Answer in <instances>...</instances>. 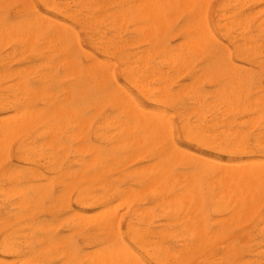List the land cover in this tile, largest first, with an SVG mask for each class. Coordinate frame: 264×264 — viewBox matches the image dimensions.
<instances>
[{"label": "rangeland", "instance_id": "374dc122", "mask_svg": "<svg viewBox=\"0 0 264 264\" xmlns=\"http://www.w3.org/2000/svg\"><path fill=\"white\" fill-rule=\"evenodd\" d=\"M5 1L4 0H0V5H2L0 7L1 8L0 9V28H2L3 24L5 25V23H6V25L7 24L12 25L10 30L13 29V31L12 30H11L12 32L11 31H7V35H5L6 32H4V31H3L4 33L0 32V36L3 33L4 34L3 36H5V37L8 36V38H9V39L8 38H4L3 36H1L3 38L0 37V48H1L0 49V86L3 85V84L5 85V84L8 83L6 86L3 85V87L1 86V88H0V92L2 93V94L1 93L0 94L3 95V96L0 95V101H3L2 103H4L5 101L9 100L8 98H11V100H15L17 102L20 101V102H18L20 104L21 103L23 104L26 101H30V104L34 105L35 107L43 108V106H46L47 103L46 104L42 103L41 102L42 100H44V102H45V100H48V99H49L48 101L55 99L56 101H58L60 103H62V102L65 103V101H66V103H69L70 100H71L73 105L79 107L80 109H79L78 112H76L77 114L75 113L74 116H73V121L74 122L71 121L72 120V116H71V120L69 119L70 124H73L74 127L76 126L75 128H73L72 125L70 126L69 125V121L67 120L66 117H64L62 119H59V123L58 124L59 125L61 124V126H59L57 124L59 127H57V128L55 127V129H53L52 131H51V129L48 130L49 128H47L49 126V121L48 120H46L45 122L39 121L42 125L41 124L39 125V123H37L38 126H36V127H38V128L35 127L33 129H30V130H32L31 131L32 133L28 135L29 137L28 136L25 137V135L22 134L23 132L21 130L19 131V132H21V134H20L18 132L19 129H11L10 131L9 130L5 131V130L1 129L0 138L2 137L1 135H4V136L0 139V142H1L0 143V148L3 149V150L5 149V150L4 151L2 150V154H1V151H0V154H1L0 155V264H6V263L7 264H91V263L93 264V261L96 258H98V259L94 261L95 264H103V263L104 264L105 263L108 264V262H107L108 260H106V259H109V258L112 260L111 261L112 263H113V261H114V263L116 262L115 264H121L124 260L125 261L122 264H125V262H127V264L128 263L130 264L131 260H133V259H135L136 263L138 262L139 264H241V263L242 264H264V199H262V198H264V176H263V174H264V163H263V161H264V139H262V138H264V119H263L264 118V111H263L264 110V100H263V98H264V96H263L264 95V0H183V1L182 0H173L169 4L170 5L172 4L174 6H170L168 4L170 7L169 6L168 7H164L165 10L163 9L164 10V14H165V15L163 14V16H165L164 17V21L165 22L169 20V19L168 20H165V19L171 18L170 14L172 15V18L174 17L173 20L176 19V16L178 14V10H180L179 8H181V7L182 8H181V11H179L180 12L179 14H181V16L178 14L179 17L177 16L178 18L176 19L178 21L174 20V22H173V20H171L172 19L171 18L170 20H171L173 25L170 24L171 23V22H169L170 20L168 21L169 24L167 22L168 26L165 23L166 27H164V28H166V31H169L167 33V38H166L167 39L166 40V44L168 45V48H167L168 52L167 51L163 52L164 51V47L159 45V41L156 40L154 45L149 40H147L148 42L146 41L148 36H144L142 34L143 30L146 31V32L145 31L143 32L144 34L148 33L147 32L148 26H146L147 24H145V23H147V22L145 20L139 21V22H141V24H140L141 27L139 26V22L135 21L138 18L134 14L139 11V10L137 11L136 9L138 7L140 9H142V7H141L142 3H137V2H141L142 0H135V1L134 0H128V1L125 0L126 3L124 2V0H123V3H122V0H87V1H85V0H83V1L82 0H55V1L54 0H44V3L41 0H31L32 2H30V0H27V3H26V0H11L10 2H9V0L8 1L5 0ZM117 1H119V2H117ZM46 2H47V5H45ZM87 2H89V5H88ZM129 2L132 5H134V7ZM160 2H165V0H163V1L159 0V3ZM173 2H176V3L173 4ZM199 2H201V3L203 2V3L207 4L206 8H205V5H204V7L202 6L203 3L201 5L202 8H203V13H201L202 12L201 11L202 8L199 5L200 4ZM24 3L27 4V5H24ZM52 3H53V6H51ZM111 3L114 4V5L112 6ZM117 3H119V4H117ZM120 3L123 4V5L121 6ZM134 3H137L136 4L137 7L135 9V12H134L133 8H135L136 5ZM28 4L31 7L28 6ZM34 5H35V7H34ZM80 5H81V8L83 7V9L80 8ZM90 5L91 6L94 5L95 7L94 6L91 7ZM192 5H193V7H192ZM57 6L62 7L63 10H62V8L60 9V7H57ZM89 6H90V9H89ZM97 6H100L101 10ZM176 6H178V7H176ZM183 6H185L184 11H182L183 10ZM225 6H227V7H225ZM3 7H6V8H4V10H2ZM29 7L32 8V9L36 8L37 10L33 9L34 10L33 11ZM49 7H51V8H49ZM187 7H188V9L190 7V9L186 10ZM195 7L198 8V11H199L198 13H195V12H197V9H195ZM207 7H208V9H207ZM221 7H224V8L221 9ZM96 8H97L98 11H96ZM166 8L169 9V10H167ZM217 8H218V10H217ZM174 9H177L176 10L177 12H176L175 16H173V14H172L173 13L172 11H174ZM192 9H193V11H195L194 12L195 14L193 13L194 15L191 14V12H193V11H191ZM55 10H56V12H55ZM110 10H111V12H110ZM114 10L115 11L117 10L115 12V15L113 16L115 18V22H114V18H112L113 21H110V19H109V18L112 17L111 15H112V13H114ZM118 10H119V12H118ZM121 10H124V12H121ZM125 10H127V11L125 12ZM23 11H25V12H23ZM77 11H78V13H77ZM131 11H132V13H130ZM140 11H143V10H140ZM69 12L72 15L71 14L69 15L68 14ZM86 12L88 14H86ZM117 12L118 13L121 12V14H117ZM167 12L170 13L169 17H167V14H168ZM219 12H220V14H219ZM65 13H67V14H65ZM123 13H124V15H122ZM126 13L129 16V18H127V16L125 15ZM162 13H163V11H162ZM205 13L207 14V17H206ZM222 13L225 16L224 15L222 16ZM108 14H110V15H108ZM174 14H175V12H174ZM196 14H197V16H195ZM36 15H40V16L44 15L46 17L49 16V18H52V19L55 18L56 21L59 20L58 22L64 23L66 25H69V26H71V27H73L75 29V31L79 35V40L82 43L81 50H78L79 51V55H80L79 58L83 62V64L85 66L88 65L89 61L91 60V59H88L87 56H85V55L89 54L90 51H91V53L94 54L95 57H97L98 59H101V61H103V62L106 61L107 63L106 62L105 63L109 64L108 68L109 69L111 68L109 71L113 72L114 75L111 72L108 71V78L105 79V81H103L105 84L102 82V86L104 87V91L105 92H106V90H109L110 93H105L104 96H102V98L100 99V101L97 102V104L95 103V101L94 102H90L89 100H87L89 98H87V97L85 98V96L82 97V95L80 93L82 92L83 89H93L94 88V90H95L96 89V85H99V83H94L95 81L88 80V81H86L85 84H81L79 82H76V80L74 79L73 75H69V76H66V77L63 76L59 82H55V81L54 82H49V85H47L46 87L40 89L39 92H37L35 94H33V93L30 94L31 96L34 95V96H32L34 98L33 100H32V97H30L31 99H29L30 95L27 97L26 96L27 94L22 92V90L19 88V86H18V90H20V91H17V89H16L17 87L15 86V85H17L19 83V82L18 83L16 82L17 81L16 79H18V81H19V77H18L19 74L17 75V73L24 74L25 79H27V80L29 79L28 81H30V83H28V84L32 88H34V89L41 88L42 83L38 82V80H36V77L38 78V76L41 73H43V71H45V70L48 71L49 69H52V67H49L48 63H50V65L52 63L54 64V63L58 62L61 57L65 56V55L66 56L68 55V53H65V52H67V50L65 51V49H63V46L66 47V45L64 43L59 42L58 40H54L52 37H50L54 41V44H52L53 43L52 40L48 39V33H43L42 32V34H40L41 32L39 31L40 33H38V34H40L41 37L40 36L37 37V35L35 37V36H33V34H34L33 31L30 32V31H22V30H20L21 25L23 24V20H27V19L33 18ZM90 15H91V17H90ZM98 15H99V17H101V18L98 17V20L100 19V21H98L97 18H96V16H98ZM116 15H118V16H116ZM119 15H122L120 17L125 16L127 18V20L130 19L128 21L127 25H126L127 20L125 19V17H123V20L121 22V19L119 18ZM132 15H134L135 18ZM200 16H203L204 20H201L202 17L200 18ZM217 16L221 17L223 19L218 18ZM132 17H133V21L136 24L135 23L130 24V22H132ZM103 18H104V20H103ZM186 18H188V19H186ZM87 19L90 20V21L92 20L93 23H91ZM124 19H125V21H124ZM198 19H200V20H198ZM107 20L109 21V23H105V25L106 24H108V25L111 24V25H113L112 27L114 29L111 27V25H109V26L107 25L106 27L104 26V21L106 22ZM138 20H140V19H138ZM197 20H198V22H197ZM205 20H206V22L208 24L205 22ZM123 21H124V25H123ZM192 21H194V22H192ZM100 22L102 24H100ZM113 22H114L115 26H114ZM218 22L221 23V24L218 25ZM14 24L17 25V26H15ZM94 24H96V25H94ZM99 24L101 26H99ZM133 24H135V28L137 26H139L140 28H143L142 26H144V29L142 30V29H139L137 27L135 29V31H136L135 32ZM189 24H190V26L192 24V26L190 28H191V30H194V31H200V29L202 30L203 28L206 27V25H208L205 29H206V31H208V33H210L209 35L211 36V40L212 41L210 42V44L206 45V47L202 46L200 50H197L198 53H195L196 51H192V54H191V52L188 49H186V47H185L186 37L183 36V35H185L183 33V31L192 32L189 29L185 30L186 27L189 28V26H188ZM194 24H196V25H194ZM223 24H225L227 27L225 25H223ZM86 25H88V26H86ZM169 25H170V27H169ZM221 25H223L224 27L221 26ZM89 26L92 27L93 29L90 28ZM183 26H185V27H183ZM18 27H20V28H18ZM145 27H147V28H145ZM15 28H16V30H15ZM94 28L95 29H97V28L99 29L100 28V29L99 30L97 29L95 31ZM107 28H109V30H107ZM137 29L139 31H137ZM205 29H203L202 31H205ZM7 30H9V29H7ZM88 30H89L90 34L93 33L94 37L98 38V40H97L98 45L100 43L99 50L98 49H94L93 45L87 42L86 33L89 34ZM116 30H117V32L118 31L119 32L115 33ZM14 31H16V32L14 33ZM19 31H21V33H19ZM97 31H99L100 33L99 32L97 33ZM104 31H105V33H104ZM227 31L229 32V34H228ZM9 32H10V34L11 33H14V34H11V36L9 37V35H10ZM26 32L28 33V35H27ZM138 32H140V34ZM172 32H174V33H172ZM175 32H177V33L175 34ZM25 33H26V35H25ZM31 33H32V36H30L28 38V36L31 35ZM15 34L17 35L16 39H15L16 36H14ZM120 34H121V36H119ZM171 34H173V35H171ZM12 35L14 37V40H12L13 39ZM140 35H141V39L139 40V36ZM212 35L213 36L215 35L216 37H213ZM19 36L23 37V41H24V38L27 37V38H25V42L23 44L21 42H18L19 38L22 41V38L19 37ZM49 36H51V35H49ZM31 37H33V38L35 37L34 40L36 39V41L33 42V38H31ZM118 37H120V39ZM115 38H116V40H115ZM215 38L217 40H215ZM27 39L29 40L28 42H32L34 44V46H32L33 44L29 45L28 46L29 48L25 49V47H23V46L25 45V43L27 44ZM37 39H39V40H37ZM7 40H9V41L7 42ZM42 40H46V41L44 42ZM50 40H51V44L52 45L46 46V44L47 45L49 44ZM113 40H114V42H110V41H113ZM55 42H59V43H55ZM4 43L6 45H4ZM124 43H126V45H124ZM29 44H31V43H29ZM131 44H132V46H131ZM134 44L136 46L137 45L138 46L136 47V46H134ZM181 44L183 45L182 47H184V48H182V47L180 48L182 50V52L178 48V47L181 46ZM106 45H107V47H106ZM54 46H55V48L57 46H60V47L62 46V49L64 51L63 50L62 51L58 50V49H60L59 47H58V49L57 48L55 49ZM146 46L148 48H146ZM157 46L159 47V49L156 50ZM30 47H31V49H30ZM37 47H39L40 53L44 54V56L43 55H39L38 54L39 52H35V50H37ZM49 47H52V50ZM108 47H110V48H108ZM20 48H22L23 50L20 49ZM115 48H117L118 50H116ZM53 49H55L54 52H52ZM69 49L71 50L72 47H70ZM103 49H106V50L103 51ZM114 49L116 50L115 52H114ZM185 49L187 51L186 53L183 52V50H185ZM24 50H26V51H24ZM41 50H44V53ZM46 50H48V51H46ZM85 50L87 52H89V53H87ZM149 50H150V52H149ZM171 50L172 51L175 50L174 52L176 53V55H178V56L180 55V56L179 57L178 56L173 57L175 55V53L172 52ZM58 51H60V52H58ZM111 51H112V53H110ZM143 51H145V52L143 53ZM154 51H157V52L160 51V52H158L160 55L157 54V52L154 53ZM124 52H125V55H124ZM45 53L46 54L47 53H50V54L53 53V54L52 55H50V54L46 55ZM162 53H164V54L162 55ZM169 53L171 55H169ZM172 53H174V54H172ZM182 53L186 57L188 56L187 57L188 62L185 61V62L181 63L182 62L181 60L184 61V58H185V57H183L184 55H181ZM156 54H157V56H156ZM167 54H168V59L166 58ZM139 55H142V56L145 55V57L144 56L142 57V56H139ZM149 55H151V56H149ZM169 56H171L172 59H169ZM196 56L198 57V59H197ZM146 57L149 60L146 59ZM191 57H192V59H191ZM174 58L175 59L179 58V63H181V64L178 63V66H175V68H174V65H177L178 59H176V61H175ZM193 58H195L196 61ZM137 59L140 60V61H136ZM123 60H124V62H121ZM171 60L173 61L172 66L170 64V63H172ZM192 60H193V62H191ZM134 61L137 64H135ZM125 62H127V63H125ZM139 62H141V63L139 64ZM174 62H176V63H174ZM45 63L47 65H45ZM129 63L131 64V66H132L133 63H134V65H138L139 64L138 65L140 67L139 71H138L139 67L137 66V68H136V66L133 65V68L131 67L132 68L131 71L129 69V74H127L128 73L127 69L130 68V66H129L130 64ZM159 63H161L164 66L159 65ZM123 64H125V65H123ZM150 64H151L150 67H152L151 70H150V67L147 68V66H149ZM166 64H169V65H166ZM179 65H182L183 67H184V65H186L185 66L186 68H183L181 66L182 70H181V67L178 69L177 67H179ZM187 65H188V69H187ZM123 66H125V68ZM40 67H41V69H40ZM167 67H169V68H167ZM23 68H24V70H23ZM30 68H32V69L30 70ZM120 68L124 69V71H121ZM153 68L155 69V71L153 70ZM156 68H157L158 71L161 70V72H158L156 70ZM162 68H164V69H162ZM134 69H137V70L134 71ZM147 69H149V70H147ZM191 69H192V71H191ZM193 69H194V71H193ZM29 70L30 71L33 70V71L31 73H28ZM145 70H147V71L145 72ZM165 70L167 72H164ZM40 71H42V72H40ZM204 71H205V73H204ZM5 72H7V73L5 74ZM10 72L13 73V74H11ZM125 72H126V74H125ZM138 72H140V73H138ZM148 72H150V74H152L153 76L152 75L150 76V74H149V76H150L149 77L148 76ZM156 72H157V74L160 73L159 75L156 74L158 79L155 78V76H156L155 73ZM201 72H203V73H201ZM209 72H211V74ZM9 73H10V75H9ZM38 73H39V75H38ZM162 73L164 75H162ZM197 73L201 74V76L200 75H195ZM135 74H136V76L138 78L135 76ZM225 74H228V75H226V77H224ZM229 74H232L231 75L232 78L233 79L235 78L234 80H236V81H233V83L231 81L232 79H229L228 81H226V78H231V76ZM7 75H8V77L11 76V77H9L11 79L7 78ZM31 75H34V76H31ZM112 75L115 77L114 79H115L116 82L113 80ZM124 75H125V78L123 77ZM235 75L238 76L239 78L236 77ZM130 76L132 77L133 80H131ZM199 76H200V78H199ZM227 76H229V77H227ZM146 77L149 80H146ZM152 77H153V79L150 80V78H152ZM159 77H160V79H161V77L167 79L165 82H167V83L169 82V83L168 84L167 83L164 84V80L163 79L160 80ZM194 77H195V79H194ZM32 78H35L37 83ZM63 78H67V79L64 80ZM135 78H136V80L139 79L141 82L140 81L136 82ZM168 78H170L169 79L170 81L168 80ZM216 78H218V79H216ZM5 79H7L8 81L5 80ZM128 79H129V81L130 80L131 81L129 82ZM158 80H160V81H158ZM194 80H197V81H194ZM146 81H149V82H146ZM10 82H12V86L13 87H11V89L13 88L12 89L13 90V92H12L13 94L10 92L11 89L8 88V85L11 84ZM14 82H16L17 84L14 83ZM159 82L162 85H160ZM161 82H163V83H161ZM51 83H53V84H51ZM89 83H91V84L89 85ZM134 83L136 84L135 86H134ZM139 84H141V86L146 84V85L143 86V87H145L144 90L142 89L143 87H141ZM154 84H155V86L159 84L162 87L157 86V88H156L154 86ZM18 85H20V83ZM164 85H165V89H164ZM9 86H11V85H9ZM119 86H121V88ZM136 86H137V88H136ZM61 87L63 89H65L64 92L62 91L63 89ZM152 87H153V89L154 88H156V89H154V91H153ZM230 87H231V89H230ZM68 88H72V91H71V94H70V98L68 97L69 94L66 93ZM78 88H79V93H78ZM237 88H238V90H237ZM157 89H158V93L156 94V92H157L156 90ZM166 89L171 92V95H170V93L167 92ZM219 89H220L222 94H220ZM46 90H47V92H45ZM124 90L126 92L128 91L130 93V95H128L129 93L124 95V93H126V92H124ZM138 90H141L144 93L142 94V92L141 91L139 92ZM148 90H150L149 92L151 94L149 92L145 93V91H148ZM164 90L166 91L165 93H164ZM172 90L174 91V93H173ZM14 91L16 93H14ZM111 91L113 93H115V95H116L115 97L116 98H119L118 96H122V95L126 96V98H130V97L134 98L135 100L134 99H131V100L134 101V102L135 101L138 102L141 106H143L144 110L145 109L149 110V108H150L151 110L155 109L154 111H158L159 110L158 107H160V109H162L161 112L164 110L163 111L164 114L166 116L168 114V116H169V117L168 116L167 117L165 116V117L167 119H169L170 121H172V123H173V134H174V137H175V139H176V141L178 143L177 144L178 146H177V148L175 150V153L176 152L177 153L175 155H178L179 158L181 156H184V155L185 156L181 157V159L179 160L178 158L176 159V157H173L172 155H174V154H172V155H170V157L167 160L161 161V164H160L159 162H160L161 158L160 157H156L155 155H152V153L156 152V150L160 149L161 146L165 145V143H166L165 139H163L162 141H164V142H162L160 140H157V138H154V141H155L156 144L154 145V142H153L149 146H148V144L146 145V144H142V143H140V144H142L141 146H140L139 143H138V146H137V144H134V146L130 145V142H131L130 138L127 139L128 142L130 141L127 145H125L127 143L126 140H125L126 143H123L124 141H119V143H117L118 140H115L116 138L114 139L113 138L114 136H112L117 131L116 126H115L116 122L113 123V124H111V123L116 121V120H117V122L121 121L122 119L124 120V116H123V114L119 115L121 109L119 108V105L117 104V102H115L116 100H114V99H112L111 97L108 96V94H112ZM160 91L164 94V96L162 95V93L159 94ZM232 91H233V94H232ZM48 92H51V93L47 94ZM53 92H55V93H53ZM57 92H59V94ZM189 92L190 93L193 92V94H195V97L192 94H191L192 96H189V94H190ZM216 92L218 93V95H217ZM22 93H24V94H22ZM207 93H209V94H207ZM62 94H63V96H62ZM77 94H80V96L83 99L81 100L79 97H77ZM152 94H153V96H152ZM178 94H179V96H178ZM199 94H200V97H198ZM210 94L211 95L213 94V95L210 96ZM36 95H39V96L37 97ZM51 95H54V96H51ZM143 95H145V96H143ZM187 95H188V97H187ZM60 96H62L64 99L60 98ZM124 96H122L120 98H125ZM174 96H176V98ZM208 96H210V97H208ZM1 97H3L2 99H4V100H1ZM149 97L151 99H149ZM226 97H229L228 98L229 100ZM242 97H243L244 101H243ZM5 98H6V100H5ZM171 98H172V100H171ZM196 98H199V101ZM255 98L257 100H259V101L262 98V103H261V101L259 103L257 100H255ZM107 99H108L109 102H106ZM104 100H106V101H104ZM111 100H112V102H111ZM195 100L197 101V103L198 102L199 103L201 102V103L197 104ZM210 100H211L212 104H211V102L209 103ZM218 100H219V103L221 105L219 103L217 104ZM104 102L107 103V104H104ZM202 102L203 103L205 102V103L202 104ZM224 102H225V104H224ZM229 102H231V103H229ZM102 103H103V105H102ZM213 103H214V105H213ZM226 103H227L228 106L226 105ZM100 105H101V108H100ZM204 105L206 107H208V106L209 107L206 109V108H204L205 107ZM258 105H259L260 108L258 107ZM215 106H217V107H215ZM230 106H232V107H230ZM255 106H256L257 109L255 108ZM89 107H91V108L89 109ZM4 108H6V109H4ZM4 108H0V121H1L0 128L2 127V125L6 124V121L8 122L10 120L9 118L11 117V114H12V116L15 114V110L11 109V107H8V108L4 107ZM214 108H216V109L214 110ZM248 108H250V109L248 110ZM1 109H2V111H1ZM81 109H82L83 112L80 111ZM226 109L227 110L229 109L228 110L229 113H228V111ZM259 109H260V111H259ZM213 110H214V112H213ZM222 110H224V111H222ZM217 111L221 112V113H217ZM246 111L247 112L249 111V113H247ZM92 112L94 114V118H92V116H93ZM95 112H96V114H95ZM8 113L9 114L11 113V114L9 115ZM78 113H79V115H78ZM104 114H105V117H104ZM115 114H117L118 117H116ZM194 114H196V115H194ZM197 114H198V116L200 114H202L203 118H202V116H200V118H201L200 119L197 116ZM112 115H113V117H112ZM181 115H182L183 118L181 117ZM219 115H221L220 116L221 118L219 117ZM75 116H77V117L75 118ZM106 116H107V118H106ZM89 117H90V119H89ZM194 117H198L199 120H196L198 118H194ZM222 117H224V118H222ZM4 118H6V120ZM87 118H88V120H87ZM13 119L14 118L12 117V120ZM76 119H79L80 122L77 121ZM105 119L107 121H104ZM109 119L110 120L111 119L114 120V121L111 120V122H110L111 125H109ZM193 119H195V120H193ZM76 121H77V124L74 125L76 123ZM81 121L85 122V127L86 128L82 127V125H81L82 129L80 130V128H78L77 126L79 125V127H80ZM185 121H188V122L186 123ZM216 121H218V122L216 123ZM252 121H253V123H251ZM62 122L64 123V125H62L63 124ZM105 122H106V124H105ZM210 122H213V123L210 124ZM220 122H222V124ZM87 123H89V124H87ZM192 123H194V124H192ZM195 123L197 124V129L198 130L195 129L196 127H194ZM198 123H199V125H198ZM45 124H47V126ZM67 124H68V126H67V128H65ZM94 124H97V125L95 126ZM181 124H182L183 127L181 126ZM206 124H208V125H206ZM98 125H100V126L102 125V128L101 127L100 128L103 130V132L105 131L103 136L105 134L107 135L108 132H109L108 136H110V134H111V136L109 137V138L112 137L111 139H113L111 142H109L110 139L104 140L103 139L104 137L101 138V137H99V135H97L98 138H96V134L93 135L94 132L96 133V132L101 131V132H99V134L103 133L101 129H99L97 131H93L94 129L97 128ZM83 126H84V124H83ZM188 126H191V127L188 128ZM3 128H4V126H3ZM46 128H47V130H46ZM63 128L65 130H63ZM76 128H77V130H76ZM83 128H84V130H86L85 132H83L84 131ZM184 128H185V131L187 130L186 132L184 131ZM38 129L39 130L41 129L40 131H42V133H44L45 130L47 131V133H49L51 131L52 133H49V134H50V138L52 140H49L50 139L49 138V134L45 135V136L43 135L44 138H42L41 137L42 135L38 134L40 132H37V131H39ZM192 129L195 130V134L193 133V135L191 136L190 135L191 132H194V131H192ZM216 129H218V130H216ZM15 130H16V132H15ZM57 130H58V132H54V131H57ZM221 130H224L226 133H228V137L229 136L230 137L227 139V137H225L223 135L225 132L222 133ZM230 130H231V132H230ZM3 131L6 132V133L8 132L9 135H7L8 133L4 134ZM204 131H206V133L208 132V136H206ZM11 132L14 133V134H11ZM17 132H18L19 136L17 135ZM36 132H37V134H36ZM66 132H67V134H70V135H67ZM34 133H35V135H34ZM59 133H60V135H59ZM73 133H74V135H73ZM245 133H246V136H245ZM57 134H58V137H56ZM79 134H81L83 140H82L81 136H78ZM209 134H211V135L209 136ZM33 135L35 137H33ZM52 135H54V136L56 135V136L55 137L54 136L51 137ZM120 135H121V133H120ZM122 135H123V133H122ZM22 136H23V138H22ZM37 136L39 138H37ZM73 136L74 137H79L80 140L76 141V139H78V138L75 139V138H73ZM243 136H245V138ZM24 137L28 141L27 145L30 146V147L33 146V148L30 149V147L29 148H27L28 146L26 147V144H25L26 139ZM32 137L34 138V142H33ZM45 137L49 138L48 139V141H49L48 145H50L53 148V150H55V151H53L52 148H50V146H47V142L45 143ZM68 137H70V138H68ZM123 137H125V136L123 135ZM186 137H188V138H186ZM214 137H215V140L217 139L218 142L216 141V142H213V144H211V142H212L211 140H213ZM7 138H9V139H7ZM23 139H24V141H23ZM38 139H40L39 140L40 142L43 140L44 143L43 142L40 143L38 141ZM100 140L103 141V142H100ZM224 141H226V142H224ZM4 142H8L7 146H6V143H4ZM19 142L23 144V145L21 144L22 147H24L25 149L27 148V149L25 150L24 148L22 149L20 146H18ZM229 142H230V144H229ZM240 142H241L242 145H240ZM2 143H4V144L2 145ZM50 143L51 144L54 143V144H57V145L53 144V146H52ZM63 143H64V145H63ZM105 143H106V145H105ZM113 143H116V144L113 145ZM255 143H259V144H255ZM29 144H31V145H29ZM33 144H35V145H33ZM36 144H38V145H36ZM42 144L47 146V147H45V146L43 147ZM66 144L68 146H65ZM88 144H91L93 146L102 148L101 150L104 149L103 153H105L107 155V157L108 156L109 157L108 158L105 157L106 155L104 154V157H102V159L100 161H95V159L92 160L93 158H95V156H93V154L91 156L92 152H91V150H89ZM101 144H103L104 146L103 145L101 146ZM111 144H112V146H111ZM119 144H120V147H118ZM260 144L263 145V146L260 147L261 146ZM116 145H117V147H116ZM121 145H122V147H121ZM144 145H146V146H144ZM158 145H160V146H158ZM219 145H220V147H219ZM230 145L233 146L231 151H230L231 147L227 148ZM35 146H39V148L35 147ZM55 146L57 147L56 149H55ZM61 146H65V147L63 148ZM79 146H81L80 147L81 150H79L80 148L79 149L77 148ZM84 146L86 148H88L87 149L88 153L86 152L87 150H86V148ZM113 146H114V148H112ZM128 146L131 149H128L129 148ZM235 146H238V147L236 148ZM72 147H73V149H72ZM82 147H84L85 149L84 148L82 149ZM115 147L118 149V151H117V149ZM181 147H182V149L180 150ZM62 148L64 149V151H63ZM74 148L75 149L77 148L80 154L78 153V151H76L77 149L75 150ZM219 148H220V150H219ZM240 148L243 149V150L238 151V150H240ZM20 149H22V151L24 150L23 151L24 154L20 152L21 155L19 157V151H21ZM28 149H30L31 151L28 150ZM122 149L124 151L126 149V151L124 152V151H122ZM135 149H136L137 152L135 151ZM139 149H140V151H139ZM149 149H150V151H148ZM245 149H246V151H245ZM66 150H67V152H66ZM143 150H144V152H143ZM186 150L190 151V152H193V154L190 153V152H188V153L185 152ZM33 151L36 152V154L33 153ZM52 151L54 152L53 153V155L55 156L54 158L51 157V156H53L52 155ZM133 151H134V154H133ZM141 151L144 154L143 156L141 154ZM63 152H64L65 155L62 157V153ZM39 153H40V155H39ZM44 153H46V155L48 157ZM48 153H49V155H48ZM84 153H85V155H83ZM34 154H35V156H34ZM59 154H61V155H59ZM131 154L135 158L137 157L138 154H141L142 157L140 155H138L137 159H135V158L133 159ZM23 155H24V157H23ZM26 155H28V156L26 157ZM58 155L61 156V157H59ZM119 155H120V157H119ZM200 155L203 156V157H201ZM112 156L114 158H112ZM139 156H140V158H139ZM187 156H189V157L191 156L190 159H188V160L194 161L197 164V167L193 168L194 166L192 164H186L187 163V158H188ZM21 157H23V158L21 159ZM79 157H80V159H79ZM82 157H83V159H82ZM88 157L91 158V159H88ZM130 157H132L131 158L132 162L130 161V163L128 164V162L130 160ZM185 157H186V160L183 162V160H184L183 158H185ZM207 157H208V159H211V160H207ZM55 158H56L57 161H59L58 162L59 166L54 164V163L57 162V161L54 162ZM58 158L60 160H58ZM61 158H63V159L61 160ZM119 158H121V159H119ZM141 158L142 159L144 158L145 160L144 159L141 160ZM193 158L195 160H193ZM249 158H251V159H249ZM2 159H4V160H2ZM24 159L28 163L23 162L22 160H24ZM51 159H52V161H50ZM73 159H75V160L77 159L76 161L78 163H76V161L73 160ZM111 159L114 160V161L112 162ZM126 159L128 160L127 162H125ZM212 159H214V160L216 159V160L213 161ZM30 160H31V163H30ZM90 160H92L93 163L92 162L90 163L89 162ZM106 160L109 161V162H107ZM115 160L116 161L120 160V161H118V163H116ZM133 160H135V161H133ZM177 160H179L178 161L179 163L182 162L181 164H183V165L175 162ZM246 160H248V161L245 162ZM198 161H200V163ZM260 161L262 162V164L261 163L259 164ZM120 162H121L122 165L120 164ZM152 162H153V164H150ZM242 162L244 164L245 163L249 164L247 169H250L249 166H251V164L253 165L254 162H258V163H254V165H256V164L257 165L254 166V167L251 166V168L253 170H257V171H258L259 168H261V170H259V172L262 171L261 176H259L261 178L255 177V178H253V180L251 179L252 181H255V182H253L255 185L249 179V181L252 184V185L250 184V188L251 189L249 191H251L253 189L251 192H249L247 189L244 190L245 188L242 189V187H241L242 183L236 184V182H234L233 180L229 181V179L227 178L228 179L227 180V179H225V177H224V180H226V181H224V180L223 181L226 183V185L224 184L225 186H221L220 184L222 183L221 181L223 179V176L218 175V176H220V178L222 177V179H220L219 177H218L219 179H217L216 178L217 173L215 174L214 172H209L208 171V169L210 168L209 166H211V168L213 166L216 167L215 170L217 169V171L221 170V168H222L223 171H225V169H224V168H226V167H224L225 163L229 164V165H225V166H229L230 167V168H227L226 170L233 169L234 168L233 166H235L234 169H236V168L239 169L240 166H241V168L244 166V164ZM94 163H97V164L94 165ZM125 163H127V164L124 166ZM90 164H91V166L88 167ZM174 164H175V166H174ZM246 164H245V166H246ZM83 165H85L86 167H84ZM104 165H106L105 166V168H106L105 169L106 170L105 173L103 172L104 171L103 170ZM110 165H112V166H110ZM119 165H121V166H119ZM147 165L150 166L151 171H152L153 167H154V169H155V167L157 169H159V165H160V167L162 166V168L164 167V170L166 171L165 174L167 175V177H165L166 175H164V174H162V172H160V174L164 175V176H163L162 179L161 178L158 179V182L160 180H162V181H160L159 183L156 182L153 179L157 175L156 173H157L158 170H154L153 172L150 171L148 173V175H147L146 173L149 171L146 168ZM230 165L231 166L233 165L232 166L233 168H231ZM62 166H63V168H62ZM141 166H143L144 169ZM205 166H207V167H205ZM237 166H239V167H237ZM245 166H244V169L247 167V166L246 167ZM54 167H55V171L53 169ZM117 167H118V169H117ZM131 167H132V170H133L132 173H131ZM50 168H52V169L50 170ZM122 168H123V170H122ZM133 168L135 170H136V168H139L140 172H138V173L136 172L135 173ZM202 168H205V169L203 170ZM82 169H84V170H82ZM94 169L96 170V172H95ZM110 169L113 170V171H110ZM119 169H121V170H119ZM212 169H214V168H212ZM28 170H29L30 173L28 172ZM30 170L32 171V173H34V172L37 173V174L34 173L36 178H34L35 176L34 177L32 176V173H31ZM68 170L70 172H72V173H69ZM124 170H126V171L124 172ZM127 170H130V171H127ZM143 170L145 172L147 171L146 173L142 172L143 175L145 176V174H146L148 176L147 177L148 179H149V177H151L152 179L150 178L148 180V179L145 178L146 176L142 177L141 171H143ZM167 171H168V173H167ZM59 172H60V174H59ZM64 172L66 173L67 176L63 175ZM77 173L79 175L75 176L74 174H77ZM185 173H187V174H185ZM90 174H91V176L93 178L92 177L90 178ZM150 174H151V176H150ZM189 174L190 175L193 174V175H191V179L190 180H189V178H190ZM138 175L142 177L141 181H140V179H139L140 177ZM152 175H155V176L152 177ZM174 175L176 177L179 176V179H180L178 181L179 183L177 182V178H176V180H174V178H175ZM207 175H209V176H207ZM37 176H39V177L37 178ZM83 176H85L84 180L87 181V182L82 180ZM88 176H89V179L86 178ZM101 176H103L104 179L100 178ZM180 176H182V177L185 176L186 178L187 177H189V178L186 179V178H184V177L182 178ZM212 176H215V177H212ZM75 177H76V180H73V179H75ZM77 177H79V178L81 177L80 178L81 180L79 178H78L79 179L78 180ZM95 177H96V179L94 180ZM209 177L213 178L212 179L213 181H211V179ZM107 178H109V179H107ZM113 178H115V179H113ZM56 179H57V181H56ZM60 179H63L64 184L65 183L66 184L65 185L62 184L63 182ZM121 179H123L122 182H121ZM135 179H137V181L139 180V182H135L136 181ZM165 179L167 181H165ZM168 179L174 181V182L170 181L171 183H173L171 185V188H170V182L168 181ZM214 179L215 180L217 179V180L215 181ZM14 180H16V181H14ZM132 180H133V182H132ZM184 180L188 181V183H186V181H184ZM198 181H199V183H198ZM208 181H210L211 184H209ZM227 181H229L228 184H227ZM258 181H259V183H258ZM30 182H32V183H30ZM70 182L72 184L77 185V186L72 188V186H75V185H72ZM110 182H112V183H110ZM144 182L146 183V188L147 189L145 188V183ZM152 182H153L154 185L153 184L149 185ZM175 182L178 183V186H175V188H174L173 186H174ZM214 182H215V184H214ZM230 182H232V183H230ZM102 183H103V185H102ZM105 183H108V184L106 185ZM109 183H110V185H109ZM140 183H142V185H140ZM162 183H165V185L167 187L165 185H163ZM233 183L238 185L237 187L240 186L241 190H240V187L236 188ZM248 183L247 182L243 183L242 186L248 188L249 187ZM256 183H257V185L259 187L256 185ZM34 184H36L35 185L36 188L34 187ZM86 184L88 185L89 189L86 187L87 186ZM158 184H160V185H158ZM190 184H192V186H190ZM199 184H201V186ZM212 184H214L215 187H216V185H218V186L216 188H214V186H212ZM83 185L85 186V188H84L85 191L82 188ZM120 185H122V186H120ZM179 185H180V187H179ZM182 185H183V187H181ZM194 185H196V186H194ZM253 185L256 186V187L254 188ZM29 186L31 188H29ZM66 186H68V187H66ZM92 186H94V187H92ZM140 186H143V187L140 188ZM159 186H162V188L161 187L159 188ZM184 186L191 187V192H190V189L188 187L186 188ZM90 187H91V190H90ZM229 187H230V189L232 187H233L232 189L236 188V189H238V191L234 189L235 193L233 191V193H234L233 194L232 193V189L231 190L228 189ZM20 188H22V189H20ZM168 188H169V190H168ZM172 188H173V190H172ZM181 188H184V190L181 189ZM256 188H257V190H255ZM258 188L261 191H259ZM262 188H263V191H262ZM65 189L68 190V191H66ZM70 189L72 191H70ZM150 189H151V192L149 191ZM187 189L189 190V193H191L192 196L188 195V193H187L188 190ZM211 189H214V190L211 191ZM215 189H217L219 191L221 190L220 192L219 191L217 192L218 196L215 194ZM222 189H224L223 193H222ZM25 190H26V192H22V191H25ZM79 190L80 191L83 190L82 192L84 194H81V195H83V197H81V198H82V200H83L85 205H83V202L80 200L81 199L80 198L81 195L80 196L75 195L78 192H80ZM152 190L155 192V194H153ZM181 190H183L184 192L181 191ZM225 190L227 192H225ZM243 190H244V192H243ZM39 191H42V192L40 193ZM69 191L72 192V194ZM96 191L99 192V194ZM105 191H107L108 193L105 192ZM194 191L196 192V194H195ZM209 191H210V193H209ZM228 191H229V193H228ZM230 191H231L232 195L230 194ZM240 191H241V195L240 194L238 195V193ZM85 192H87L86 194H88V193L89 194L84 197ZM246 192L248 194L245 196ZM252 192L255 193L254 196L256 197V198L254 197V201H253ZM22 193L25 194L26 196L25 195H21ZM36 193H37V195H35ZM60 193L61 194L63 193L62 196H61ZM67 193H68V195H67ZM183 193H187L186 196ZM199 193L202 196H200ZM221 193H222L223 196L221 195ZM257 193H259L258 194L259 196L257 195ZM40 194H42V195H40ZM64 194H65V196H64ZM78 194H80V193H78ZM132 194H133V196H132ZM177 194H179V195H177ZM224 194H227V195H224ZM235 194H237V195H235ZM243 194H244V197H240V196H243ZM32 195L34 197L36 196L37 198L36 197L35 198L37 200ZM187 195L189 196L188 198L190 200H192V202L190 200H187L188 199V198H186ZM250 195H252V196H250ZM29 196H31V197H29ZM194 196H196L198 198H196ZM261 196H262V198H261ZM75 197H77L78 200L77 199L75 200ZM163 197H165V198H163ZM245 197H247V198H245ZM259 197L262 199V201H261V199L260 200L258 199ZM27 198H28V200H27ZM30 198H32V199H30ZM236 198L239 199V201ZM201 199H202V201H201ZM221 199L223 201H221ZM255 199H256V201L258 199L257 203H256ZM86 200H88V201H86ZM177 200H178V203H177ZM38 201L41 202V203H39ZM76 201L77 202L80 201V202L77 203ZM248 201L250 203L251 202L252 203L250 204ZM26 202H27V205L30 208L28 206L26 207V205H25V207H26L25 208L22 205V203L25 204ZM30 202H33V204L30 203ZM86 202H88V203H86ZM241 202H242V204H241ZM123 203H125V204H123ZM197 203H199V204H198V206L197 205L196 206L199 208V206L201 205L200 207H202V209L199 208V210H197L198 209L197 207H196V209L192 208ZM216 203H217V205H216ZM228 203L230 204L229 207H228V205H229ZM88 204H89V206H88ZM178 204H180V207H179ZM219 205H220V207H219ZM18 207H20V208H18ZM189 207H190V209H188ZM214 208L219 209V212H217L218 210L215 209L216 212H214V214H211L213 212H210V211H211V209L214 210ZM223 208H224V210H223ZM184 209L187 210L185 213H183L185 211ZM193 209H194L196 215L200 216V217H198L200 219H198L194 215H192V213L194 212ZM189 210L191 211V213H190ZM203 210H205V211H203ZM98 211H99V213H98ZM79 212L80 213L83 212V213L79 214ZM105 212H106V214H105ZM148 212H150V213H148ZM241 212H242V215H241ZM73 213L75 215H73ZM96 213H97V215L98 214L99 215L96 216ZM100 213H101V215H100ZM110 213L111 214L113 213V216H109ZM173 213H175V214L173 215ZM176 213H178V214L180 213L179 216ZM198 213H199V215H198ZM200 213L202 215H200ZM76 214H77V216L79 215V217L74 218L76 216ZM204 214H205V216H204ZM81 215H83V216H81ZM184 215H187V217L184 216ZM190 215L193 216L192 219L194 220V222H193L192 219H190L191 218ZM80 216L83 217V218H81ZM90 216H91V218H88ZM202 216H203V218H201ZM249 216H251V217H249ZM67 217L71 219L70 222H69V219H67ZM85 217H87V218H85ZM106 217H108V218H106ZM171 217H173V218H171ZM181 217H183V219ZM204 217L206 219L205 223L208 220L209 221L211 220V221H213L214 226H213V224H211V226H210V223L204 224ZM220 218H221V221H220ZM242 218H243V220H242ZM81 219H84L82 221V226H80L81 223H80V225H79V223L78 224L75 223L76 224L75 226L73 225V222L75 220L77 222H80ZM85 219H87V220H85ZM216 219H217V221H216ZM239 219H240V222H239ZM78 220H80V221H78ZM183 220L186 221V222L184 223ZM28 221H30V222H28ZM86 221H88L91 224L93 223V224L91 225V224H89L87 222L86 224H88V225H85ZM100 221H103L102 223L104 225H106V226H104L103 224H101L103 226H100L99 225L100 223L97 224ZM109 221L111 222V224L114 222L112 224V226L109 223ZM187 221H189V222L191 221V223H189ZM32 222H33V224H32ZM83 222H84V224H83ZM192 222H193V224H192ZM200 222H201V224H200ZM107 223H108V225H107ZM219 223L220 224L222 223V226ZM94 224H95V226H94ZM130 224H132V225H130ZM188 224H190V227L188 226ZM197 224H198V226H196ZM231 224H233V225H231ZM31 225H32L33 228H31ZM203 226H204V228L205 227L206 228L209 227V228H207V229L205 228V230H206L205 231L204 228L201 229ZM40 227H41L42 230L40 229ZM79 227H81L80 228L81 230L79 229ZM95 227H97V228H95ZM108 227H110V228H108ZM131 227H132V229H134L133 230L134 233H135V231L137 229H139V231L141 230L140 231L141 233L136 231V234H137V232L140 233L142 235L143 240L146 238L145 239L146 242L144 241L142 243V245L146 246L148 248H142L143 246L142 247L140 246V244H141L140 240L142 241V239H140L139 236H141V235L137 234L139 236L132 237V239L133 238L137 239V241L136 240L132 241L130 239L129 236L131 234L134 235V233H131V231H129V229H131ZM142 227H144V228H142ZM180 227H181V229H179ZM221 227H222V229H221ZM107 228L109 229L108 231H107ZM112 228H113V230H112ZM76 229L79 230V231L76 232L77 231ZM101 229H102V231H101ZM227 229H228V231H226ZM104 230H105V232H104ZM193 230H197V231H194V233H193ZM142 231H143V234H142ZM185 231L187 233L189 231V233L188 234L187 233H183ZM199 231H201V232H199ZM33 233H35V234H33ZM89 233H90L91 236L89 235ZM115 233L117 234V236H116ZM145 233H146V235H145ZM191 233H193V234H191ZM217 233H218V235H217ZM220 233H222V234H220ZM110 235H111L112 238H114V235H115V238L112 239V240L109 239ZM24 236H26L27 239ZM43 237H44L45 241H44ZM180 237H181V239H180ZM193 237L194 238L196 237V240L192 239ZM91 238H93V239H91ZM182 238H184V239H182ZM207 238H209V239H207ZM213 238H215V239H213ZM107 239H108L107 242H110V243H107V245H106V240ZM122 240L124 241L123 244H122ZM191 240H193V241H191ZM208 240H209V242H208ZM103 241H104V243H103ZM156 241H157V243H156ZM132 242H135V243L138 242L139 245L136 244V245H138V247L135 245V243H132ZM186 243H187L188 246L186 245ZM205 243H207V244H205ZM53 244H55V245H53ZM121 244H122V246H121ZM226 245H228V246H226ZM48 246H49V248H48ZM119 246H121V247L124 246V247H126L127 250L129 249L130 251H127L125 253L126 249L122 248L123 250H121V252H122V254H121L120 249L118 250ZM101 247H102V249H101ZM110 247H112L113 249L110 248ZM121 247H119V248H121ZM41 248L42 249L44 248V249L42 250ZM99 248L101 249V251H100ZM39 249H41V250H39ZM108 249H110V250H108ZM111 249H112V251L114 250L113 252L115 254L111 252ZM188 249H190V250H188ZM117 250L120 253L117 252ZM40 251L44 252V253H41ZM104 251H106V253H107L106 256L107 257L105 255H104V257L101 256V254L102 255L105 254ZM132 251L134 252L135 255L138 254L137 257H140V258H137L133 254ZM146 251H147L148 255L146 254ZM128 252H129V255H131L130 256L131 259L128 257V254H127ZM14 253H16V254H14ZM117 253H118L119 256L117 255ZM123 253L125 255H127V256H124ZM155 253H156V255H154ZM108 254H110V255L112 254L114 256L111 255V257H110V255H108ZM116 255H117V257H116ZM61 256H63V257H61ZM123 256H124V258H123ZM133 256H135V257L133 258ZM84 257H85V259H84ZM115 257L117 258L116 261H115ZM165 257L167 259H165ZM23 258H25V259H23ZM120 258L122 260L123 259L124 260L122 261ZM127 258L130 259L129 262H128ZM102 259L105 262H102ZM119 260H121V263H119L120 262ZM133 262H134V260H133ZM140 262H142V263H140ZM112 263H109V264H112ZM134 264H135V262H134Z\"/></svg>", "mask_w": 264, "mask_h": 264}, {"label": "bare ground", "instance_id": "6f19581e", "mask_svg": "<svg viewBox=\"0 0 264 264\" xmlns=\"http://www.w3.org/2000/svg\"><path fill=\"white\" fill-rule=\"evenodd\" d=\"M5 1V0H4ZM8 1V0H7ZM11 0H9V2H10ZM43 3H44V0H41ZM55 1V0H54ZM83 1V0H82ZM85 1H87V0H85ZM126 1H128V0H126ZM126 1L124 0V2L126 3ZM135 1V0H134ZM163 1V0H162ZM173 0H165V2H160L159 3V0H142L141 2H137V3H142L141 4V7H142V9H140L139 7V9L137 8L136 9V7H137V3H134L136 6H135V8H133L134 7V5H132L130 2V4L133 6L132 8L134 9V12H135V9L138 11H140V10H143V11H138L137 13H135L134 15L135 16H137V18L138 19H140V20H138V19H136L135 21H143V20H145L147 23H145V24H147L146 26H148V30H147V34H144L143 32L145 31V30H143L144 29V26H142L143 28H140L141 27V22H139V26H137L139 29H142L143 30V32H142V34L144 35V36H148L147 37V39H146V41L147 40H149L150 42H152V44L154 45L155 44V42H156V40L157 41H159V45H161V46H163L164 47V51L163 52H168V45L166 44V38H167V33L169 32V31H166V28H164V27H166L165 26V23H166V25H167V22L172 18V15L169 13V12H167L168 14H167V17H169V14H170V17L171 18H167V19H165V20H168V21H164V17L165 16H163V14H164V7H168L170 4L169 3H171ZM183 1V0H182ZM6 2V1H5ZM30 2H32L31 0H30ZM29 2V3H30ZM90 2V1H89ZM89 2H87L88 3V5H89ZM115 2V1H114ZM117 2H119V1H117ZM180 2V1H179ZM198 2V1H197ZM241 2V1H240ZM7 3V2H6ZM14 3V2H13ZM17 3V2H16ZM26 3H27V0H26ZM54 3V2H53ZM53 3H52V5L51 6H53ZM122 3H123V0H122ZM128 3V4H129ZM133 3V2H132ZM174 3H176V2H173V4ZM200 4V6L202 5V3L201 2H199ZM239 3V2H238ZM81 4V3H80ZM85 4V3H84ZM117 4H119V3H117ZM169 4V5H168ZM196 4V3H195ZM4 5V4H3ZM8 5V4H7ZM16 5V4H15ZM23 5V4H22ZM24 5H27V4H25L24 3ZM45 5H47V2H46V4ZM79 5V4H78ZM111 5L113 6L114 4H112L111 3ZM120 5L122 6L123 4H121L120 3ZM204 5H205V8H206V3H203V7H204ZM2 5H0V7H1ZM28 6H30L29 4H28ZM83 6V5H82ZM86 6V5H85ZM91 6V5H90ZM90 6H89V9H90ZM92 6H94V5H92ZM91 6V7H92ZM106 6V5H105ZM108 6V5H107ZM170 6H174V5H170ZM169 6V7H170ZM180 6V5H179ZM202 6H201V8H202ZM25 7V6H24ZM31 7V6H30ZM29 7V8H30ZM34 7H35V5H34ZM47 7V6H46ZM57 7H60V6H57ZM56 7V8H57ZM87 7V6H86ZM95 7V6H94ZM97 7H99V9H100V6H97ZM127 7V6H126ZM129 7V6H128ZM176 7H178V6H176ZM192 7H193V5H192ZM225 7H227V6H225ZM4 8H6V7H3V9L2 10H4ZM49 8H51V7H49ZM62 7H60V9H61ZM80 8H81V5H80ZM182 8V7H181ZM181 8H179L180 10H178V14L180 13L179 11H181ZM220 8V7H219ZM224 7H221V9H223ZM1 9V8H0ZM26 9V8H25ZM28 9V8H27ZM30 9H32V8H30ZM34 9V8H33ZM32 9V10H33ZM36 9V8H35ZM34 9V10H35ZM59 9V8H58ZM81 9H83V7L81 8ZM125 9V8H124ZM164 9V10H163ZM167 9V8H166ZM172 9V8H171ZM184 9H185V6H183V10L182 11H184ZM188 9V7L186 8V10ZM189 9H190V7H189ZM188 9V10H189ZM195 9H197V12H195V11H193V9L191 10V11H193V12H191V14H193L194 12L195 13H198L199 11H198V8H196L195 7ZM207 9H208V7H207ZM226 9V8H225ZM24 10V9H23ZM33 10V11H34ZM37 10V9H36ZM62 10H63V8H62ZM86 10V9H85ZM92 10V9H91ZM101 10V9H100ZM99 10V11H100ZM167 10H169V9H167ZM177 9H174V11H172L171 13L173 14V16H175L176 15V11ZM217 10H218V8H217ZM26 11V10H25ZM25 11H23V12H25ZM79 11V10H78ZM78 11H77V13H78ZM96 11H98L97 10V8H96ZM117 11V10H116ZM115 10H114V13H112V17L111 18H109L110 19V21H113V19L112 18H114L113 16L115 15V12H116ZM127 10H125V12H126ZM162 11H163V13H162ZM202 11V12H201ZM200 12L201 13H203V8H202V10H201ZM207 11V10H206ZM18 12V11H17ZM55 12H56V10H55ZM58 12V11H57ZM76 12V11H75ZM109 12V11H108ZM110 12H111V10H110ZM109 12V13H110ZM118 12H119V10H118ZM117 12V14H121V12H124V10H121V12L120 13H118ZM174 12H175V14H174ZM187 12V11H186ZM21 13V12H20ZM40 13V12H39ZM91 13V12H90ZM102 13V12H101ZM130 13H132V11L130 12ZM194 13V14H195ZM207 13V12H206ZM205 13V14H206ZM263 13V12H262ZM22 14V13H21ZM63 14V13H62ZM65 14H67V13H65ZM69 15L71 14L70 12L68 13ZM86 14H88L87 12H86ZM85 14V15H86ZM97 14V13H96ZM103 14V13H102ZM178 14H177V16H178ZM193 14V15H194ZM215 14V13H214ZM219 14H220V12H219ZM46 15V14H45ZM72 15V14H71ZM108 15H110V14H108ZM122 15H124V13L122 14ZM122 15H119V18L121 19V22H122V20H123V17H125V16H123V17H120V16H122ZM126 16H127V18H129V16L127 15V13L125 14ZM134 15H132L133 17H134ZM165 15V14H164ZM180 16H181V14H179ZM224 14L222 13V16H223ZM116 16H118V15H116ZM176 16V19L179 17H177ZM183 16V15H182ZM189 16V15H188ZM195 16H197V14L195 15ZM204 16V15H203ZM203 16H200V18L202 17V19L201 20H204V18H203ZM225 16V15H224ZM80 17V16H79ZM82 17V16H81ZM90 17H91V15H90ZM93 17V16H92ZM98 17H99V15L98 16H96V18H97V20H98ZM109 17V16H108ZM131 17V16H130ZM133 17H132V22H130V24H132V23H135L134 21H133ZM185 17V16H184ZM205 17V16H204ZM206 17H207V14H206ZM218 17V16H217ZM227 17V16H226ZM229 17V16H228ZM251 17V16H250ZM99 18H101V17H99ZM127 18L125 17V19L127 20ZM135 18V17H134ZM174 18V17H173ZM173 18L171 19V20H173ZM181 18V17H180ZM218 18H221V17H218ZM230 18V17H229ZM228 18V19H229ZM2 19V18H1ZM71 19V18H70ZM106 19V18H105ZM108 19V20H109ZM112 19V20H111ZM125 19H124V21H125ZM176 19H174V20H176ZM186 19H188V18H186ZM221 19H223V18H221ZM18 20V19H17ZM16 20V21H17ZM22 20V19H21ZM88 20V19H87ZM94 20V19H93ZM103 20H104V18H103ZM107 20V21H108ZM130 20V19H129ZM129 20H127V23H126V25L128 24V21ZM171 20L169 21V22H171ZM174 20H173V22H174ZM190 20V19H189ZM188 20V21H189ZM198 20H200V19H198ZM198 20H197V22H198ZM217 20V19H216ZM59 20H55V18L54 19H52V18H49V16H40V15H36V16H34L33 18H30V19H27V20H23V24L21 25V28L20 27H18V28H20V30H22V31H33V36H35L36 37V35H37V37H39L40 36V34H42V32L43 33H48V39H51L50 37H52L54 40H58L59 42H62V43H64L65 45H66V47H64L63 46V49H65V51L67 50V52H65V53H68V55L66 56H63V57H61L60 58V60L58 61V62H56V63H52L51 65H50V63H48V65H49V67H52V69H49L48 71H43V73H41L40 75H39V73H38V78L36 77V80H38V82H41L42 83V86H41V88H36V89H34V88H32L31 86H29V84L28 83H30V81H28L27 79H25V76H24V74H21V73H17V75L19 74V81H18V79H16L15 81L18 83H20V85H18L16 82H14V83H16L17 85H15L14 87L17 89V91H20V90H18V86H19V88L22 90V92H24L25 94H27L26 96L28 97L30 94H35V93H37V92H39V90L40 89H42V88H44V87H46L47 85H49V82H59L60 80H61V78L63 77V76H69V75H73V77H74V79L76 80V82H79V83H81V84H85L86 83V81H88V80H91V81H95L94 83H99V85H96V89L94 90V88L93 89H83L82 90V92L80 93L81 95H82V97H84L85 96V98L87 97V98H89V99H87V100H89L90 102H94L95 101V103L97 104V102H99L100 101V99L102 98V96H104V94L105 93H110V91L109 90H106V92L104 91V87L102 86V82L103 81H105V79H107L108 78V71L111 69H109L108 68V65L109 64H106L105 62H103V61H101V59H98L97 57H95L94 56V54L93 53H91V51H90V53L89 52H87L86 50V52L87 53H89V54H87V55H85V56H87L88 57V59H91L90 61H89V64L88 65H84L83 64V62L80 60V58H79V51L78 50H81V48H82V43L80 42V40H79V35H78V33L75 31V29L73 28V27H71V26H69V25H66V24H64V23H61V22H58ZM88 21H90V20H88ZM98 21H100V19L98 20ZM105 22L104 21V26L106 27L108 24H106L105 25V23H109V21L108 22ZM120 21V20H119ZM124 21H123V25H124ZM176 21H178V20H176ZM19 22V21H18ZM91 23H93L92 22V20L90 21ZM103 22V21H102ZM114 22H115V18H114ZM114 22H113V24H114ZM169 22H168V24H169ZM187 22V21H186ZM192 22H194V21H192ZM205 22H206V20H205ZM220 22V21H219ZM218 22V25L219 24H221V23H219ZM225 22V21H224ZM229 22V21H228ZM260 22V21H259ZM17 23V22H16ZM15 23V24H16ZM85 23V22H84ZM89 23V22H88ZM90 23V24H91ZM120 23V22H119ZM153 23V24H152ZM155 23V24H154ZM178 23V22H177ZM191 23V22H190ZM207 23V22H206ZM14 24V25H15ZM97 24V23H96ZM96 24H94V25H96ZM100 24H102L101 22H100ZM99 24V26H101ZM118 24V23H117ZM122 24V23H121ZM136 24V23H135ZM135 24H133L134 26V31H135V29L137 28H135ZM170 24H172V22L170 23ZM183 24V23H182ZM204 24V23H203ZM208 24V23H207ZM109 25H111V24H109ZM108 25V26H109ZM173 25V24H172ZM194 25H196V24H194ZM205 25V24H204ZM217 25V26H218ZM223 25H225V24H223ZM223 25H221V26H223ZM11 26L12 25H9V24H7L6 25V23H5V25L3 24V27L2 28H0V32H6L5 33V35H7V31H13V29H11L10 30V28H11ZM15 26H17V25H15ZM86 26H88V25H86ZM113 25H111V27H112ZM114 26H115V24H114ZM122 26V25H121ZM168 26V25H167ZM182 26V25H181ZM189 26V28H187L186 27V29L185 30H190V31H192V32H188V31H183V33L185 34V35H183V36H185L186 37V41H185V47H186V49H188L190 52H191V54H192V51H196L195 53H198V51L197 50H200L201 49V47L203 46H205L206 47V45H208V44H210V42L212 41L211 40V36L209 35L210 33H208V31H206V27L208 26V25H206V27L205 28H203V29H205V31H202L201 29H200V31H194V30H191V26H192V24H191V26H190V24L188 25ZM226 26V25H225ZM90 27V26H89ZM94 27V26H93ZM120 27V26H119ZM124 27V26H123ZM169 27H170V25H169ZM183 27H185V26H183ZM182 27V28H183ZM194 27V26H193ZM197 27V26H196ZM203 27V26H202ZM219 27V26H218ZM224 27V26H223ZM227 27V26H226ZM248 27V26H247ZM90 28H92V27H90ZM101 28V27H100ZM99 28V29H100ZM113 28V27H112ZM121 28V27H120ZM126 28V27H125ZM124 28V29H125ZM145 28H147V27H145ZM179 28V27H178ZM7 29H9V30H7ZM93 29V28H92ZM95 29V28H94ZM98 29V28H97ZM97 29H95V31L97 30ZM98 29V30H99ZM102 29V28H101ZM114 29V28H113ZM133 29V28H132ZM169 29V28H168ZM208 29V28H207ZM230 29V28H229ZM15 30H16V28H15ZM90 30V29H89ZM89 30H88V33H89ZM105 30V29H104ZM107 30H109V28H107ZM119 30V29H118ZM123 30V29H122ZM131 30V29H130ZM228 30V29H227ZM11 31V32H12ZM41 33H40V32ZM92 31V30H91ZM103 31V30H102ZM124 31V30H123ZM137 31H139L138 29H137ZM3 32V33H4ZM16 31H14V33H15ZM93 32V31H92ZM99 31H97V33H98ZM119 32V31H118ZM117 32V30H116V32L115 33H118ZM136 32V31H135ZM146 32V31H145ZM181 32V31H180ZM211 32V31H210ZM228 32V31H227ZM226 32V33H227ZM242 32V31H241ZM244 32V31H243ZM2 33V35L1 36H3L4 34ZM14 33H11V34H14ZM19 33H21V31H19ZM18 33V34H19ZM23 33V32H22ZM27 33V32H26ZM26 33H25V35H26ZM38 33H40V34H38ZM100 33V32H99ZM104 33H105V31H104ZM139 34H140V32H138ZM172 33H174V32H172ZM177 32H175V34H176ZM182 33V34H183ZM213 33V32H212ZM211 33V34H212ZM9 34H10V32H9ZM11 34L9 35V37L11 36ZM24 34V33H23ZM141 34V35H142ZM228 34H229V32H228ZM227 34V35H228ZM21 35V34H20ZM27 35H28V33H27ZM49 35H51V36H49ZM118 35V34H117ZM141 35L139 36V40L141 39ZM171 35H173V34H171ZM0 36V37H1ZM14 36H16L15 37V39L17 38V35L15 34ZM22 36V35H21ZM21 36H19V37H21ZM30 36H32V33H31V35H29L28 36V38L30 37ZM44 36V35H43ZM98 36V35H97ZM102 36V35H101ZM115 36V35H114ZM119 36H121V34L119 35ZM213 36V35H212ZM4 38H8V36H3ZM3 37H1V38H3ZM12 37H13V35H12ZM18 37V38H19ZM34 37V38H35ZM41 37V36H40ZM117 37V36H116ZM143 37V36H142ZM175 37V36H174ZM181 37V36H180ZM213 37H216L215 35L213 36ZM212 37V38H213ZM22 38V41H21V39L19 38V41L18 42H21L22 44L25 42V38H27V37H25L24 38V41H23V37H21ZM31 38H33V37H31ZM34 38H33V42H35L36 41V39L34 40ZM43 38V37H42ZM111 38V37H110ZM109 38V39H110ZM119 39H120V37H118ZM130 38V37H129ZM149 38V39H148ZM9 39V38H8ZM12 39V38H11ZM47 39V40H48ZM124 39V38H123ZM145 39V38H144ZM184 39V38H183ZM214 39V38H213ZM12 40H14V37H13V39ZM18 40V39H17ZM37 40H39V39H37ZM52 40V39H51ZM51 40H50V42H49V44L47 45L46 43V46H49V45H52V44H54V41L52 40V44H51ZM86 40H87V42L88 43H90V44H92L93 45V47H94V49H98L99 50V45H100V43H99V45H98V42H97V40H98V38L97 37H94V35H93V33H89V34H87L86 33ZM104 40V39H103ZM115 40H116V38H115ZM215 40H217L216 38H215ZM9 40H7V42H8ZM29 40L27 39V44L25 43V45L23 46V47H25V49H28L29 47V45H32L33 43L32 42H28ZM42 41H46V40H42ZM41 41V42H42ZM138 41V40H137ZM144 41V40H143ZM59 42H55V43H59ZM110 42H114V40L113 41H110ZM132 42V41H131ZM148 42V41H147ZM209 42V43H208ZM220 42V41H219ZM2 43V42H1ZM10 43V42H9ZM15 43V42H14ZM29 43H31V44H29ZM117 43V42H116ZM129 43V42H128ZM106 44V43H105ZM133 44V43H132ZM132 44H131V46H132ZM136 44V43H135ZM134 44V46H136ZM143 44V43H142ZM150 44V43H149ZM158 44V43H157ZM214 44V43H213ZM4 45H6L5 43H4ZM27 45V46H26ZM108 45V44H107ZM107 45H106V47H107ZM113 45V44H112ZM124 45H126V43H124ZM141 45V44H140ZM177 45V44H176ZM32 46H34V44L32 45ZM138 46V45H137ZM136 46V47H137ZM180 46V45H179ZM183 45L181 44V46L180 47H178L179 49L182 47ZM4 47V46H3ZM27 47V48H26ZM58 47L60 48V49H58ZM70 47H72V49L70 50L69 48ZM128 47V46H127ZM49 48H51V50H52V47H49ZM54 48H55V46H54ZM58 50H63L62 49V46L60 47V46H57L56 47ZM55 48V49H56ZM108 48H110V47H108ZM121 48V47H120ZM119 48V49H120ZM145 48V47H144ZM146 48H148L147 46H146ZM182 48H184V47H182ZM1 49V48H0ZM20 49H22V48H20ZM30 49H31V47H30ZM43 49V48H42ZM55 49H53V51L52 52H54V50ZM116 50H118L117 48H115ZM114 49V52L116 51ZM155 49V48H154ZM157 49H159V47L157 46L156 47V50ZM175 49V48H174ZM186 49L185 50H183V52H187L186 51ZM245 49V48H244ZM23 50V49H22ZM83 50V49H82ZM104 50H106V49H103V51ZM135 50V49H134ZM144 50V49H143ZM161 50V49H160ZM163 50V49H162ZM181 50V49H180ZM207 50V49H206ZM222 50V49H221ZM24 51H26V50H24ZM30 51V50H29ZM28 51V52H29ZM43 53H44V50H41ZM46 51H48V50H46ZM45 51V52H46ZM50 51V50H49ZM64 51V50H63ZM84 51V50H83ZM136 51V50H135ZM147 51V50H146ZM153 51V50H152ZM172 51V50H171ZM175 51V50H174ZM174 51H172V52H174ZM188 51V52H189ZM243 51V50H242ZM8 52V51H7ZM35 52H39L38 54L39 55H43L44 56V54H41L40 53V49H39V47H37V50H35ZM58 52H60V51H58ZM102 52V51H101ZM106 52V51H105ZM145 51H143V53H144ZM148 52V51H147ZM149 52H150V50H149ZM157 51H154V53H156ZM158 52H160V51H158ZM157 52V54H159ZM178 52V51H177ZM180 52V51H179ZM181 52H182V50H181ZM24 53V52H23ZM22 53V54H23ZM26 53V52H25ZM62 53V52H61ZM64 53V52H63ZM84 53V52H83ZM103 53V52H102ZM110 53H112V51L110 52ZM142 53V52H141ZM142 53V54H143ZM175 53V52H174ZM174 53H172V54H174ZM194 53V54H195ZM240 53V52H239ZM16 54V53H15ZM34 54V53H33ZM46 54V53H45ZM48 55L50 54V53H47ZM46 54V55H47ZM53 53H51L50 55H52ZM85 54V53H84ZM132 54V53H131ZM148 54V53H147ZM157 54H156V56H157ZM164 53H162V55H163ZM178 54V53H177ZM57 55V54H56ZM108 55V54H107ZM124 55H125V52H124ZM128 55V54H127ZM152 55V54H151ZM151 55H149V56H151ZM160 55V54H159ZM166 55V54H165ZM169 55H171L170 53H169ZM181 55H184L183 53L181 54ZM228 55V54H227ZM9 56V55H8ZM139 56H142V55H139ZM138 56V57H139ZM144 57H145V55H143ZM142 56V57H143ZM153 56V55H152ZM175 56H178V55H176V53H175V55L173 56V57H175ZM180 56V55H179ZM178 56V57H179ZM37 57V56H36ZM114 57V56H113ZM112 57V58H113ZM127 57V56H126ZM137 57V58H138ZM141 57V58H142ZM183 57H185L184 58V61L183 60H181L182 62L181 63H183V62H188V60H187V57L184 55ZM197 57V56H196ZM210 57V56H209ZM86 58V57H85ZM125 58V57H124ZM167 59H168V54H167V57H166ZM190 58V57H189ZM128 59V58H127ZM126 59V60H127ZM146 59H148L147 57H146ZM161 59V58H160ZM169 59H172V57L171 56H169ZM175 59V58H174ZM176 59H178V61H177V65H174V68H175V66H178V63H179V58H176ZM176 59H175V61H176ZM191 59H192V57H191ZM193 59H195V58H193ZM197 59H198V57H197ZM86 60V59H85ZM149 60V59H148ZM151 60V59H150ZM158 60V59H157ZM163 60V59H162ZM132 61V60H131ZM136 61H140V60H136ZM172 61V60H171ZM190 61V60H189ZM195 61H196V59H195ZM202 61V60H201ZM41 62V61H40ZM88 62V61H87ZM121 62H124V60L123 61H121ZM120 62V63H121ZM156 62V61H155ZM191 62H193V60L191 61ZM125 63H127V62H125ZM134 63H135V61H134ZM134 63L132 64V66H131V64L129 65L130 66V68H128L127 70V74H129V69H130V71H131V69L133 68V65H134ZM141 62H139V64H140ZM174 63H176V62H174ZM181 63H179V64H181ZM190 63V62H189ZM188 63V64H189ZM209 63V62H208ZM228 63V62H227ZM5 64V63H4ZM42 64V63H41ZM135 64H137V63H135ZM138 64V65H139ZM156 64V63H155ZM171 64V66H172V64H173V61H172V63H170ZM185 64V63H184ZM187 64V63H186ZM45 65H47L46 63H45ZM112 65V64H111ZM123 65H125V64H123ZM138 65H134V66H136V68H137V66ZM142 65V64H141ZM145 65V64H144ZM147 65V64H146ZM159 65H162L161 63H159ZM166 65H169V64H166ZM211 65V64H210ZM214 65V64H213ZM219 65V64H218ZM41 66V65H40ZM151 66V64L149 65V66H147V68L148 67H150ZM158 66V65H157ZM162 66H164V65H162ZM182 65H179V67H177L178 69L181 67ZM186 65H184V67L183 68H186L185 67ZM191 66V65H190ZM231 66V65H230ZM25 67V66H24ZM112 67V66H111ZM124 68H125V66H123ZM122 67V68H123ZM132 67V68H131ZM139 67V66H138ZM143 67V66H142ZM145 67V66H144ZM154 67V66H153ZM170 67V66H169ZM169 67H167V68H169ZM182 67H181V70H182ZM228 67V66H227ZM234 67V66H233ZM173 68V67H172ZM27 69V68H26ZM32 68H30V70H31ZM40 69H41V67H40ZM121 69V68H120ZM139 69H140V67L138 68V71H139ZM152 69V67H150V70ZM162 69H164V68H162ZM187 69H188V65H187ZM211 69V68H210ZM22 70V69H21ZM23 70H24V68H23ZM29 70V72L28 73H31L32 71H30ZM137 69H134V71H136ZM147 70H149V69H147ZM147 70H145V72L147 71ZM153 70L155 71V69L153 68ZM152 70V71H153ZM156 70H157V68H156ZM167 70V69H166ZM164 71V72H167V71ZM170 70V69H169ZM184 70V69H183ZM186 70V69H185ZM204 70V69H203ZM212 70V69H211ZM6 71V70H5ZM121 71H124V69H121ZM133 71V72H134ZM158 71V70H157ZM191 71H192V69H191ZM193 71H194V69H193ZM3 72V71H2ZM40 72H42V71H40ZM109 72H111V71H109ZM132 72V73H133ZM158 72H161V70L160 71H158ZM163 72V71H162ZM163 72V73H164ZM212 72V71H211ZM211 72H209L210 74H211ZM4 73V72H3ZM7 72H5V74H6ZM11 73V72H10ZM10 73H9V75H10ZM63 73V74H62ZM112 74H113V72H111ZM124 73V72H123ZM137 73V72H136ZM138 73H140V72H138ZM152 73V72H151ZM162 73V75H164ZM201 73H203V72H201ZM204 73H205V71H204ZM229 73V72H228ZM240 73V72H239ZM11 74H13V73H11ZM125 74H126V72H125ZM145 74V73H144ZM149 74H150V72H148V76H149ZM154 74V73H153ZM157 74V72L155 73V75ZM160 73H158L157 75H159ZM27 75V74H26ZM111 75V74H110ZM114 75V74H113ZM112 75V78H113V80L115 81V77ZM143 75V74H142ZM152 74H150V76H151ZM157 75L155 76V78H157L158 79V77H157ZM161 75V76H162ZM195 75H200L201 76V74H199V73H197V74H195ZM208 75V74H207ZM226 75H228V74H225L224 75V77H226ZM230 76L232 75V74H229ZM30 76V75H29ZM31 76H34V75H31ZM132 76V75H131ZM130 76V77H131ZM135 76H136V74H135ZM149 76V77H150ZM153 76V75H152ZM180 76V75H179ZM200 76H199V78H200ZM236 76V75H235ZM9 77H11V76H9ZM8 77V75H7V78H9ZM13 77V76H12ZM27 77V76H26ZM124 78H125V75L123 76ZM137 77V76H136ZM141 77V76H140ZM163 77V76H162ZM161 77V79H163L164 80V84L165 83H167V82H165L167 79H165V78H162ZM165 77V76H164ZM167 77V76H166ZM193 77V76H192ZM227 77H229V76H227ZM236 77H238V76H236ZM69 78V77H68ZM138 78V77H137ZM198 78V79H199ZM202 78V77H201ZM204 78V77H203ZM206 78V77H205ZM239 78V77H238ZM9 79H11V78H9ZM32 79H34V81H36L35 80V78H32ZM64 80L65 79H67V78H63ZM130 79V78H129ZM129 79H128V81H129ZM151 79H153V77L152 78H150V80ZM159 79H160V77H159ZM160 79V80H161ZM170 78H168V80H169ZM194 79H195V77H194ZM216 79H218V78H216ZM229 79H232L231 81H232V83H233V81H236V80H234L233 78H232V76H231V78H226V81H228ZM5 80H7V79H5ZM131 80H133L132 79V77H131ZM130 80V81H131ZM146 80H149L147 77H146ZM160 80H158V81H160ZM162 80V81H163ZM202 80V79H201ZM8 81V80H7ZM14 81V80H13ZM129 81V82H130ZM135 81L137 82V81H140L139 79L138 80H136V78H135ZM144 81V80H143ZM157 81V80H156ZM170 81V80H169ZM194 81H197V80H194ZM241 81V80H240ZM73 82V81H72ZM116 82V81H115ZM141 82V81H140ZM139 82V83H140ZM146 82H149V81H146ZM201 82V81H200ZM211 82V81H210ZM243 82V81H242ZM11 84H9V85H11V86H9L8 85V88H10L11 89V87H13L12 86V82H10ZM36 83H37V81H36ZM92 83V82H91ZM91 83H89V85L91 84ZM104 83V82H103ZM118 83V82H117ZM145 83V82H144ZM156 83V82H155ZM158 83V82H157ZM161 83H163V82H161ZM169 83V82H168ZM167 83V84H168ZM231 83V82H230ZM8 84V83H7ZM7 84H3L4 86H6ZM51 84H53V83H51ZM105 84V83H104ZM131 84V83H130ZM133 84V83H132ZM138 84V83H137ZM142 84V83H141ZM141 84H139L140 86H141ZM159 84H160V82H159ZM156 85L155 86V84H154V86L157 88V86H160V85H162V84H160V85ZM245 84V83H244ZM3 85H1L2 87H3ZM118 85V84H117ZM136 84L134 83V86H135ZM144 85H146V84H144ZM144 85H142L141 87H143ZM235 85V84H234ZM1 86H0V88H1ZM149 86V85H148ZM167 86V85H166ZM224 86V85H223ZM120 88H121V86H119ZM140 87V88H141ZM147 87V86H146ZM160 87H162V86H160ZM194 87V86H193ZM227 87V86H226ZM62 88V87H61ZM66 88V87H65ZM136 88H137V86H136ZM139 88V89H140ZM144 88L145 87H143L142 89L144 90ZM148 88V87H147ZM146 88V89H147ZM156 88H154V89H156ZM159 88V87H158ZM169 88V87H168ZM224 88V87H223ZM9 89V90H10ZM13 89V88H12ZM11 89V90H12ZM63 89V88H62ZM141 89V90H142ZM145 89V90H146ZM154 89H153V87H152V90L154 91ZM161 89V88H160ZM159 89V90H160ZM164 89H165V85H164ZM230 89H231V87H230ZM242 89V88H241ZM261 89V88H260ZM6 90V89H5ZM8 90V89H7ZM10 90V92L12 93L13 92V90L11 91ZM51 90V89H50ZM64 90L65 89H63L62 91L64 92ZM126 90V89H125ZM124 90V92H126ZM141 90H138L139 92L141 91ZM151 90V91H152ZM167 90V89H166ZM184 90V89H183ZM228 90V89H227ZM237 90H238V88H237ZM71 91H72V88H68L67 89V92L66 93H68L69 94V98H70V94H71ZM150 90H148V91H145V93L146 92H149ZM157 92H156V94L158 93V89L156 90ZM173 91V90H172ZM204 91V90H203ZM9 92V93H10ZM45 92H47V90L45 91ZM56 92V91H55ZM55 92H53V93H55ZM142 92V91H141ZM166 91L164 90V93H165ZM167 92L168 93H170V95H171V92L169 91V90H167ZM207 92V91H206ZM219 92H220V94H222L221 93V91H220V89H219ZM1 93V92H0ZM7 93V92H6ZM14 93H16L15 91H14ZM24 93H22V94H24ZM49 93H51V92H48L47 94H49ZM52 93V94H53ZM58 94H59V92H57ZM78 93H79V88H78ZM111 93L112 94H108V96L109 97H111L112 99H114V100H116L115 102H117V104L119 105V108L121 109L120 110V113H119V115L120 114H123V116H124V120L122 119L121 121H118L117 122V120L116 121H114L113 119H111V120H113L114 122H112L111 124H113V123H115L116 122V129H117V131L114 133V135H112V136H114L113 138L115 139V140H118V142L117 143H119V141H124L123 143H126L125 145H127L130 141V145H133L134 146V144H137V146H138V143L140 144V143H142V144H148V146L151 144V143H153L154 142V145L156 144L155 143V141H154V138H157V140H160V141H162L163 139H165V141H166V143H165V145H163V146H161V148L160 149H158V150H156V152H154V153H152V155H155L156 157H160L161 159H160V164H161V161H165V160H167L169 157H170V155H172V154H174V155H172L173 157H176V159L178 158L179 160L181 159V157H184V156H181L180 154V158H179V156L178 155H175L176 153H175V150H176V148H177V141H176V139H175V137H174V134H173V123H172V121H170L169 119H167L166 117L168 116V114H167V116L164 114V110L161 112V110L162 109H160V107H158L159 108V110L158 111H154L155 109H153V110H151L150 108H149V110H147V109H143V106H141L138 102H134V101H132L131 99H134V98H132V97H130V98H126V96H124V95H126L127 93H129L128 91L126 92V93H124V95H122L121 93V95L122 96H124L125 98H120V97H122V96H118L119 98H116L115 96V93H113L112 91H111ZM144 92H142V94H143ZM150 93V92H149ZM148 93V94H149ZM162 92L160 91L159 92V94H161ZM167 93V94H168ZM173 93H174V91H173ZM190 93V92H189ZM217 93V92H216ZM250 93V92H249ZM2 94V93H1ZM0 94V95H1ZM8 94V93H7ZM13 94V93H12ZM76 94V93H75ZM80 94H77V97H79L81 100L83 99L81 96H80ZM151 94V93H150ZM180 94V93H179ZM179 94H178V96H179ZM188 94V93H187ZM195 97V94H193V92L192 93H190L189 94V96H192V95ZM197 94V93H196ZM201 94V93H200ZM200 94H199V96L198 97H200ZM207 94H209V93H207ZM227 94V93H226ZM232 94H233V91H232ZM263 94V93H262ZM67 95V94H66ZM128 95H130V93L128 94ZM127 95V96H128ZM162 95L164 96V94L162 93ZM161 95V96H162ZM169 95V96H170ZM173 95V94H172ZM202 95V94H201ZM213 95V94H212ZM211 94H210V96H212ZM216 95V94H215ZM214 95V96H215ZM217 95H218V93H217ZM1 96H3V95H1ZM22 96V95H21ZM32 96H34V95H32ZM31 95L29 96V99H31L30 97H32ZM37 97L39 96V95H36ZM51 96H54V95H51ZM62 96H63V94H62ZM62 96H60V98H63ZM143 96H145V95H143ZM152 96H153V94H152ZM168 96V97H169ZM210 96H208V97H210ZM230 96V95H229ZM264 96V95H263ZM9 97V96H8ZM7 97V98H8ZM18 97V96H17ZM16 97V98H17ZM108 97V98H109ZM171 97V96H170ZM175 98H176V96H174ZM187 97H188V95H187ZM216 97V96H215ZM225 97V96H224ZM254 97V96H253ZM260 97V96H259ZM3 97H1V100H4V99H2ZM19 98V97H18ZM110 98V99H111ZM147 98V97H146ZM154 98V97H153ZM162 98V97H161ZM227 99L229 98V97H226ZM240 98V97H239ZM257 98V97H256ZM255 98V100H257ZM263 98V97H262ZM262 98L260 99V101H261V103H262ZM9 100H7V101H5L4 103H2L3 101H0L1 103V107L0 108H4V107H11V109H13V110H15V114L12 116V114H11V117L9 118L10 120L7 122L6 121V124L5 125H2V127L0 128V131H1V129H3V130H5V131H10L11 129H19L18 130V132L21 130L23 133L22 134H24L25 135V137H27L29 134H31L32 132V130H30V129H33V128H35L36 126H38V124L37 123H39V125L41 124L39 121H43V122H45L46 120H48L49 121V126L47 127V128H49L48 130H50L51 129V131L53 130V129H55V127L57 128V127H59V126H61V124L59 125L58 123H59V119H62V118H64V117H66L67 118V120L69 121V119L71 120V116H72V120L71 121H73V116H74V114L76 113V112H78L79 111V107H77V106H75V105H73V103L71 102V100H70V102L69 103H66V101H65V103L64 102H62V103H60V102H58V101H56L55 99L54 100H50V101H48V100H45V102H44V100H40L42 103H47V105L46 106H43V108H38V107H35L34 105H32V104H30V101H26V102H24L23 104L21 103H18V102H20V101H15V100H11V98H8ZM13 99V98H12ZM22 99V98H21ZM34 98L32 97V100H33ZM57 99V98H56ZM64 99V98H63ZM78 99V98H77ZM149 99H151L150 97H149ZM155 99V98H154ZM164 99V98H163ZM169 99V98H168ZM174 99V98H173ZM194 99V98H193ZM198 101H199V98H196ZM201 99V98H200ZM215 99V98H214ZM231 99V98H230ZM242 99H243V97H242ZM5 100H6V98H5ZM24 100V99H23ZM31 100V101H32ZM67 100V99H66ZM135 100V99H134ZM157 100V99H156ZM155 100V101H156ZM171 100H172V98H171ZM192 100V99H191ZM229 100V99H228ZM234 100V99H233ZM263 100H264V98H263ZM22 101V100H21ZM25 101V100H24ZM63 101V100H62ZM104 101H106V100H104ZM159 101V100H158ZM189 101V100H188ZM196 101V100H195ZM243 101H244V99H243ZM250 101V100H249ZM259 103H260V101L259 100H257ZM23 102V101H22ZM106 102H109L108 101V99H107V101ZM111 102H112V100H111ZM194 102V101H193ZM211 102V100L209 101V103ZM228 102V101H227ZM251 102V101H250ZM196 103H197V101H196ZM199 103V102H198ZM197 103V104H198ZM201 103V102H200ZM199 103V104H200ZM205 103V102H204ZM203 102H202V104H204ZM208 103V104H209ZM215 103V102H214ZM214 103H213V105H214ZM219 103V100H218V102H217V104ZM229 103H231V102H229ZM244 103V102H243ZM93 104V103H92ZM104 104H107V103H105L104 102ZM211 104H212V102H211ZM216 104V103H215ZM220 104V103H219ZM224 104H225V102H224ZM102 105H103V103H102ZM221 105V104H220ZM226 105H227V103H226ZM94 106V105H93ZM97 106V105H96ZM192 106V105H191ZM195 106V105H194ZM203 106V105H202ZM205 106V105H204ZM224 106V105H223ZM228 106V105H227ZM145 107V106H144ZM209 107V106H208ZM208 107H204V108H208ZM215 107H217V106H215ZM226 107V106H225ZM230 107H232V106H230ZM252 107V106H251ZM258 107H259V105H258ZM91 107H89V109H90ZM95 108V107H94ZM97 108V107H96ZM100 108H101V105H100ZM111 108V107H110ZM157 108V109H158ZM197 108V107H196ZM202 108V107H201ZM234 108V107H233ZM255 108H256V106H255ZM254 108V109H255ZM260 108V107H259ZM4 109H6V108H4ZM85 109V108H84ZM156 109V110H157ZM164 109V108H163ZM216 108H214V110H215ZM224 109V108H223ZM250 108H248V110H249ZM257 109V108H256ZM8 110V109H7ZM97 110V109H96ZM101 110V109H100ZM99 110V111H100ZM181 110V109H180ZM193 110V109H192ZM209 110V109H208ZM214 110H213V112H214ZM227 110V109H226ZM229 110V109H228ZM227 110V111H228ZM1 111H2V109H1ZM80 111H82V109L80 110ZM160 111V112H159ZM178 111V110H177ZM222 111H224V110H222ZM251 111V110H250ZM258 111V110H257ZM259 111H260V109H259ZM264 111V110H263ZM83 112V111H82ZM122 112V113H121ZM196 112V111H195ZM194 112V113H195ZM203 112V111H202ZM209 112V111H208ZM238 112V111H237ZM247 112V111H246ZM256 112V111H255ZM262 112V111H261ZM13 113V112H12ZM80 113V112H79ZM79 113H78V115H79ZM166 113V112H165ZM187 113V112H186ZM190 113V112H189ZM204 113V112H203ZM217 113H221V112H218L217 111ZM226 113V112H225ZM228 113H229V111H228ZM247 113H249V111L247 112ZM9 114V113H8ZM9 114V115H10ZM77 114V113H76ZM95 114H96V112H95ZM260 114V113H259ZM92 118H94V114H93V112H92ZM194 115H196V114H194ZM213 115V114H212ZM215 115V114H214ZM223 115V114H222ZM238 115V114H237ZM101 116V115H100ZM115 116L116 117H118L117 116V114H115ZM166 116V117H165ZM185 116V115H184ZM197 116H198V114H197ZM200 116H202V114H200L198 117L200 118ZM216 116V115H215ZM218 116V115H217ZM221 115H219V117H220ZM224 116V115H223ZM4 117V116H3ZM8 117V116H7ZM12 117L14 118L13 120H12ZM77 116H75V118H76ZM104 117H105V114H104ZM111 117V116H110ZM112 117H113V115H112ZM115 117V118H116ZM121 117V116H120ZM119 117V118H120ZM169 117V116H168ZM181 117H182V115H181ZM186 117V116H185ZM189 117V116H188ZM198 117H194V118H198ZM212 117V116H211ZM218 117V118H219ZM81 118V117H80ZM106 118H107V116H106ZM123 118V117H122ZM183 118V117H182ZM199 118L198 119H196V120H199ZM202 118H203V116H202ZM210 118V117H209ZM221 118V117H220ZM219 118V119H220ZM222 118H224V117H222ZM5 120H6V118H4ZM8 119V118H7ZM89 119H90V117H89ZM188 119V118H187ZM201 119V118H200ZM211 119V118H210ZM264 119V118H263ZM4 120V121H5ZM64 120V119H63ZM77 121H79V119H76ZM81 120V119H80ZM83 120V119H82ZM87 120H88V118H87ZM111 120L109 119V125H111L110 124V122H111ZM193 120H195V119H193ZM213 120V119H212ZM218 120V119H217ZM241 120V119H240ZM3 121V120H2ZM77 121H76V123L74 124V125H76L77 124ZM84 121V120H83ZM83 121H81V124H80V127H79V125L77 126L78 128H80V130L82 129V127H85V122H83ZM104 121H107L106 119L104 120ZM247 121V120H246ZM245 121V122H246ZM13 122V123H12ZM74 122V121H73ZM80 122V121H79ZM89 122V121H88ZM99 122V121H98ZM186 123L188 122V121H185ZM204 122V121H203ZM218 121H216V123H217ZM227 122V121H226ZM244 122V121H243ZM250 122V121H249ZM16 123V124H15ZM63 123V122H62ZM84 124V126H83V124ZM108 123V122H107ZM211 123H213V122H210V124ZM221 124H222V122H220ZM228 123V122H227ZM239 123V122H238ZM251 123H253V121L251 122ZM0 124H1V121H0ZM44 124V123H43ZM48 124V123H47ZM47 124H45L46 126H47ZM59 126H58V125ZM87 124H89V123H87ZM91 124V123H90ZM105 124H106V122H105ZM190 124V123H189ZM188 124V125H189ZM192 124H194V123H192ZM203 124V123H202ZM220 124V125H221ZM249 124V123H248ZM42 125V124H41ZM62 125H64V123L62 124ZM69 125L71 126L72 125V127L73 128H75L74 126H73V124H70V121H69ZM81 125H82V127H81ZM95 126L97 125V124H94ZM196 125V126H195ZM195 125H194V127H196L195 129H197V124L195 123ZM198 125H199V123H198ZM206 125H208V124H206ZM226 125V124H225ZM3 126H4V128H3ZM67 126H68V124L66 125V127L65 128H67ZM88 126V125H87ZM181 126H182V124H181ZM187 126V125H186ZM211 126V125H210ZM224 126V125H223ZM227 126V125H226ZM102 128V125L100 126V125H98L97 126V128L96 129H94L93 131H97V130H99V129H101ZM183 127V126H182ZM189 127H191V126H188V128ZM199 127V126H198ZM204 127V126H203ZM225 127V126H224ZM36 128H38V127H36ZM47 128H46V130H47ZM86 128V127H85ZM90 128V127H89ZM226 128V127H225ZM62 129V128H61ZM105 129V128H104ZM187 129V128H186ZM202 129V128H201ZM250 129V128H249ZM39 130V129H38ZM41 130V129H40ZM37 131V132H40V133H38L39 135H42L41 137L42 138H44V136L45 135H48L49 133H52L51 131L49 132V133H47V131L45 130V134L44 133H42V131ZM43 130V129H42ZM63 130H65L64 128H63ZM76 130H77V128H76ZM83 130H84V128H83ZM82 130V131H83ZM90 130V129H89ZM102 130V129H101ZM183 130V129H182ZM198 130V129H197ZM216 130H218V129H216ZM229 130V129H228ZM227 130V131H228ZM34 131V130H33ZM36 131V130H35ZM81 131V132H82ZM86 130H84L83 132H85ZM92 131V132H93ZM184 131H185V128H184ZM187 131V130H186ZM185 131V132H186ZM192 131H194V132H191V136L193 135V133L195 134V130H193L192 129ZM15 132H16V130H15ZM18 132H17V135H18ZM37 132H36V134H37ZM54 132H58V130L57 131H54ZM68 132V131H67ZM67 132H66V134H67ZM77 132V131H76ZM99 132H101V131H99ZM99 132H94L93 133V135L94 134H96V138H98L97 137V135H99V137H101V138H103L104 140H108V139H110V141L109 142H111L113 139H111V138H109L110 136H111V134H110V136H108V134H109V132L107 133V135L105 134L104 136H103V134H104V132H103V130H102V134L100 133L99 134ZM199 132V131H198ZM221 132L222 133H224L225 131L224 130H221ZM229 132V131H228ZM230 132H231V130H230ZM233 132V131H232ZM3 133L5 134L6 132H4L3 131ZM8 133V132H7ZM6 133V134H7ZM20 134H21V132H19ZM75 133V132H74ZM74 133H73V135H74ZM98 133V134H97ZM120 133H121V135H120ZM122 133H123V135L125 136V137H123V135H122ZM204 133L206 134V136H208V132L206 133V131H204ZM218 133V132H217ZM216 133V134H217ZM11 134H14V133H12L11 132ZM54 134V133H53ZM186 134V133H185ZM213 134V133H212ZM239 134V133H238ZM7 135H9V133L7 134ZM34 135H35V133H34ZM33 135V137H35ZM38 135V136H39ZM44 135V136H43ZM59 135H60V133H59ZM67 135H70V134H67ZM76 135V134H75ZM101 135V136H100ZM211 134H209V136H210ZM225 137H227V139L230 137H228V133H224L223 134ZM227 135V136H226ZM2 137L4 136V135H1ZM19 136V135H18ZM37 136V138H39ZM54 135H52L51 137H53ZM56 136V135H55ZM54 136V137H55ZM78 136H81V134H79ZM188 136V135H187ZM235 136V135H234ZM245 136H246V133H245ZM245 136H243L244 138H245ZM1 137V138H2ZM24 137V138H25ZM29 137V136H28ZM31 137V136H30ZM32 137V139H33V142H34V138ZM40 137V138H41ZM56 137H58V134H57V136ZM72 137V136H71ZM216 137V136H215ZM215 137H214V139L213 140H211L212 142H211V144H213V142H216L217 141V139L215 140ZM219 137V136H218ZM0 138V139H1ZM22 138H23V136H22ZM49 138H50V134H49ZM49 138H46L45 137V143L47 142V146H50V145H48V139ZM68 138H70V137H68ZM73 138H78V139H76V141L77 140H80V138L79 137H74L73 136ZM81 138H82V136H81ZM95 138V139H96ZM100 138V139H101ZM130 138V141L128 142V140L127 139H129ZM186 138H188V137H186ZM196 138V137H195ZM199 138V137H198ZM242 138V137H241ZM247 138V137H246ZM4 139V138H3ZM2 139V140H3ZM7 139H9V138H7ZM26 139V138H25ZM67 139V138H66ZM102 139V140H103ZM220 139V138H219ZM243 139V138H242ZM262 139H264V138H262ZM13 140V139H12ZM15 140V139H14ZM40 139H38V141H39ZM47 140V141H46ZM49 140H52L51 138L49 139ZM82 140H83V138H82ZM125 140H126V142H125ZM239 140V139H238ZM11 141V140H10ZM9 141V142H10ZM23 141H24V139H23ZM75 141V142H76ZM204 141V140H203ZM237 141V140H236ZM3 142V141H2ZM22 142V141H21ZM32 142V143H33ZM40 142V141H39ZM41 142H43V140L41 141ZM40 142V143H41ZM51 142V141H50ZM100 142H103V141H101L100 140ZM162 142H164V141H162ZM209 142V141H208ZM218 142V141H217ZM224 142H226V141H224ZM228 142V141H227ZM233 142V141H232ZM243 142V141H242ZM1 143V142H0ZM4 143H6V146H7V143L8 142H4ZM4 143H2V145L4 144ZM27 143H28V141H27V139H26V142H25V144H26V147L28 146L27 145ZM44 143V142H43ZM95 143V142H94ZM159 143V142H158ZM157 143V144H158ZM204 143V142H203ZM210 143V142H209ZM246 143V142H245ZM21 144L22 143H20L19 142V145L18 146H20L22 149L24 148V147H22L21 146ZM51 144V143H50ZM53 144L54 143H52L51 145L53 146ZM114 144H116V143H113V145ZM121 144V143H120ZM120 144H119V146L118 147H120ZM142 144H140V146L142 145ZM160 144V143H159ZM207 144V143H206ZM221 144V143H220ZM229 144H230V142H229ZM255 144H259V143H255ZM262 144V143H261ZM260 144V145H261ZM23 145V144H22ZM29 145H31V144H29ZM33 145H35V144H33ZM36 145H38V144H36ZM40 145V144H39ZM54 145H57V144H54ZM63 145H64V143H63ZM103 144H101V146H102ZM105 145H106V143H105ZM118 145V144H117ZM117 145H116V147H117ZM146 145H144V146H146ZM203 145V144H202ZM232 145V144H231ZM228 146L227 148H229V147H231L230 148V151H231V149H232V147L233 146ZM238 145V144H237ZM240 145H242L241 144V142H240ZM259 145V146H260ZM42 146L44 147L45 145H43L42 144ZM47 146H45V147H47ZM59 146V145H58ZM65 146H68L67 144L65 145ZM65 146H61V147H65ZM104 146V145H103ZM111 146H112V144H111ZM158 146H160V145H158ZM263 145H261L260 147H262ZM30 146H28L27 148H29ZM35 147H38L39 148V146H35ZM70 147V146H69ZM74 147V146H73ZM73 147H72V149H73ZM81 146H79V147H77L78 149L80 148ZM85 147V146H84ZM84 147H82V149L84 148ZM88 147H89V150H91V156H92V154H93V156H95V158H93L92 160H94L95 159V161H100L101 159H102V157H104V154L105 153H103L104 151V149L103 150H101L102 148H99V147H96V146H93V145H91V144H88ZM106 147V146H105ZM104 147V148H105ZM109 147V146H108ZM115 147V148H116ZM121 147H122V145H121ZM129 147V146H128ZM151 147V146H150ZM219 147H220V145H219ZM222 147V146H221ZM236 148L238 147V146H235ZM250 147V146H249ZM26 148V149H27ZM31 148H33V146L32 147H30V149ZM41 148V147H40ZM50 148H52L51 146H50ZM57 147L55 146V149H56ZM62 148V149H63ZM76 148V149H77ZM86 148V147H85ZM84 148V149H85ZM112 148H114V146L112 147ZM134 148V147H133ZM132 148V149H133ZM149 148V147H148ZM147 148V149H148ZM152 148V147H151ZM179 148V147H178ZM1 149V148H0ZM22 149H20L21 151H19V157H20V155H21V153H23V151H22ZM25 149V148H24ZM25 149V150H26ZM30 149H28V150H30ZM42 149V148H41ZM67 149V148H66ZM75 149V148H74ZM75 149V150H76ZM78 149L76 150V151H78ZM88 148H86V150H87ZM117 149V148H116ZM124 149V148H123ZM122 149V151H124ZM128 149H131L130 147L128 148ZM141 149V148H140ZM140 149H139V151H140ZM154 149V148H153ZM157 149V148H156ZM182 149V147L180 148V150ZM2 150L3 149H1L0 151H1V154H2ZM5 150V149H4ZM3 150V151H4ZM43 150V149H42ZM52 150H53V148H52ZM68 150V149H67ZM67 150H66V152H67ZM79 150H81V148L79 149ZM112 150V149H111ZM185 150V149H184ZM219 150H220V148H219ZM228 150V149H227ZM241 150H243V149H241L240 148V150H238V151H241ZM248 150V149H247ZM31 151V150H30ZM35 151V150H34ZM33 151V153H35L36 154V152H34ZM49 151V150H48ZM47 151V152H48ZM53 151H55V150H53ZM52 151V155H53V152ZM63 151H64V149H63ZM85 151V150H84ZM117 151H118V149H117ZM125 151H126V149H125ZM124 151V152H125ZM135 151H136V149H135ZM148 151H150V149L148 150ZM245 151H246V149H245ZM21 152V153H20ZM28 152V151H27ZM26 152V153H27ZM43 152V151H42ZM50 152V151H49ZM82 152V151H81ZM87 153H88V150L86 151ZM132 152V151H131ZM137 152V151H136ZM143 152H144V150H143ZM185 152H190V151H185ZM248 152V151H247ZM32 153V154H33ZM38 153V152H37ZM41 153V152H40ZM40 153H39V155H40ZM72 153V152H71ZM78 153H79V151H78ZM83 153V152H82ZM86 153V154H87ZM190 153H192L193 154V152H190ZM0 154V155H1ZM24 154V153H23ZM28 154V153H27ZM35 154H34V156H35ZM42 154V153H41ZM45 155H46V153H44ZM58 154V153H57ZM56 154V155H57ZM77 154V153H76ZM80 154V153H79ZM115 154V153H114ZM133 154H134V151H133ZM137 154V153H136ZM141 154H142V156L144 155L143 153H142V151H141ZM141 154H138V155H140L141 156ZM146 154V153H145ZM182 154V153H181ZM184 154V153H183ZM197 154V153H196ZM29 155V154H28ZM28 155H26V157L28 156ZM38 155V156H39ZM44 155V156H45ZM48 155H49V153H48ZM59 155H61V154H59ZM58 155V156H59ZM65 154H64V152L62 153V157L64 156ZM73 155V154H72ZM83 155H85V153L83 154ZM106 155V154H105ZM129 155V154H128ZM138 155H137V157H138ZM151 155V156H152ZM188 155V154H187ZM43 156V155H42ZM47 156V155H46ZM45 156V157H46ZM57 156V157H58ZM125 156V155H124ZM123 156V157H124ZM130 156V155H129ZM131 156H132V154H131ZM140 156H139V158H140ZM141 156V157H142ZM154 156V157H155ZM192 156V155H191ZM190 156V157H191ZM199 156V155H198ZM201 156V155H200ZM23 157H24V155H23ZM23 157H21V159L23 158ZM48 157V156H47ZM52 158H54L55 156L53 155V156H51ZM59 157H61V156H59ZM105 157H107V155L105 156ZM109 157V156H108ZM107 157V158H108ZM119 157H120V155H119ZM126 157V156H125ZM124 157V158H125ZM133 157V156H132ZM132 157H130V160H129V162H128V164L130 163V161H131V158ZM137 157L135 158V157H133V159L135 158V159H137ZM188 158H187V163L186 164H192L194 167L193 168H195V167H197V164L194 162V161H192V160H188V159H190V157L189 156H187ZM201 157H203V156H201ZM39 158V157H38ZM86 158V157H85ZM111 158V157H110ZM109 158V159H110ZM112 158H114L113 156H112ZM153 158V157H152ZM5 159V158H4ZM4 159H2V160H4ZM40 159V158H39ZM49 159V158H48ZM63 158H61V160H62ZM79 159H80V157H79ZM82 159H83V157H82ZM88 159H91V158H89L88 157ZM108 159V160H109ZM116 159V158H115ZM119 159H121V158H119ZM144 159V158H143ZM142 158H141V160H143ZM147 159V158H146ZM184 160H183V162L186 160V157L185 158H183ZM205 159V158H204ZM249 159H251V158H249ZM58 160H60L59 158H58ZM69 160V159H68ZM67 160V161H68ZM73 160H75V159H73ZM77 160V159H76ZM75 160V161H76ZM92 160H90L89 162L91 163H93V161ZM112 160V159H111ZM145 160V159H144ZM171 160V159H170ZM179 160H177V161H175V162H177V163H179L178 161ZM193 160H195L194 158H193ZM207 160H211V159H208V157H207ZM213 161H215L214 159H212ZM220 160V159H219ZM23 162H26V160L24 159V160H22ZM28 161V160H27ZM34 161V160H33ZM32 161V162H33ZM44 161V160H43ZM48 161V160H47ZM50 161H52V159L50 160ZM49 161V162H50ZM57 160H56V158H55V161L54 162H56ZM65 161V160H64ZM72 161V160H71ZM82 161V160H81ZM107 161V160H106ZM114 160H112V162H113ZM118 161H120V160H118ZM118 161H116L115 160V162L116 163H118ZM128 160L126 159L125 160V162H127ZM133 161H135V160H133ZM137 161V160H136ZM140 161V160H139ZM218 161V160H217ZM222 161V160H221ZM220 161V162H221ZM248 160H246L245 162H247ZM252 161V160H251ZM254 161V160H253ZM35 162V161H34ZM59 161H57L56 163H54V164H56V165H58L59 166V163H58ZM70 162V161H69ZM68 162V163H69ZM80 162V161H79ZM84 162V161H83ZM107 162H109V161H107ZM106 162V163H107ZM132 162V161H131ZM138 162V161H137ZM141 162V161H140ZM158 162V161H157ZM170 162V161H169ZM173 162V161H172ZM174 162V163H175ZM181 162V161H180ZM194 162V163H193ZM199 163H200V161H198ZM197 162V163H198ZM202 162V161H201ZM208 162V161H207ZM2 163V162H1ZM26 163H28V162H26ZM30 163H31V160H30ZM44 163V162H43ZM48 163V162H47ZM58 163V164H57ZM63 163V162H62ZM76 163H78L77 161H76ZM158 163V164H159ZM176 163V164H177ZM182 163V162H181ZM181 163H179V164H181ZM203 163V162H202ZM223 163V162H222ZM221 163V164H222ZM243 163V162H242ZM241 163V164H242ZM254 163H258V162H254ZM254 163H253V165L251 164V166L252 167H254V166H256V165H254ZM262 164V162L260 161L259 162V164ZM263 163H264V161H263ZM35 164V163H34ZM50 164V163H49ZM80 164V163H79ZM95 164H97V163H94V165ZM101 164V163H100ZM99 164V165H100ZM109 164V163H108ZM120 164H121V162H120ZM127 163H125L124 164V166L126 165ZM150 164H153V162L152 163H150ZM218 164V163H217ZM244 164V163H243ZM246 164V163H245ZM245 164H244V166H245ZM38 165V164H37ZM65 165V164H64ZM72 165V164H71ZM86 165V164H85ZM85 165H83L84 167H86ZM93 165V164H92ZM122 165V164H121ZM121 165H119V166H121ZM181 165H183V164H181ZM215 165V164H214ZM223 165V164H222ZM225 165H229V164H226L225 163ZM224 165V167H226V168H224L225 169V171H223L222 170V168H221V170H218L217 171V169L215 170V168L216 167H212V168H214V169H212L211 168V166H209L210 168L208 169V171L209 172H214L215 174L217 173V176H216V178L217 179H219L220 178V176H223V179H222V177L220 178V179H222V183L220 184L221 186H225L226 185V183L224 182V181H226V180H224V177H225V179H229V181H231V180H233L234 182H236V184H239V183H248L249 184V189L247 188V187H244V186H242V184H241V187H242V189H244V190H250L251 188H250V184H251V182L249 181V179L251 180H253V178H255V177H259V176H261V173H262V171L261 172H259V170H261V168H259L258 169V171L257 170H253L252 168H251V166H249L250 167V169H247L248 168V165L249 164H246V168L244 169V166L241 168V166H240V168L239 169H234L235 168V166H231V168H233V169H229V170H226L227 168H230L229 166H225ZM82 166V167H83ZM91 166V164L88 166V167H90ZM105 166L106 165H104V168H103V172L105 173L106 172V168H105ZM110 166H112V165H110ZM118 166V165H117ZM148 166V165H147ZM146 166V168L149 170L147 173L143 170V171H141V173L143 172H145L147 175H148V173L151 171V168H150V166H148L147 167ZM154 166V165H153ZM157 166V165H156ZM173 166V165H172ZM174 166H175V164H174ZM239 166H237V167H239ZM31 167V166H30ZM33 167V166H32ZM65 167V166H64ZM87 167V168H88ZM114 167V166H113ZM128 167V166H127ZM141 167H143V166H141ZM181 167V166H180ZM205 167H207V166H205ZM29 168V167H28ZM62 168H63V166H62ZM108 168V167H107ZM150 168V169H149ZM219 168V167H218ZM30 169V168H29ZM32 169V168H31ZM38 169V168H37ZM52 168H50V170H51ZM54 169V171H55V167L53 168ZM67 169V168H66ZM86 169V168H85ZM96 169V168H95ZM94 169V170H95ZM117 169H118V167H117ZM134 169V168H133ZM138 169V170H137ZM143 169H144V167H143ZM203 170L205 169V168H202ZM58 170V169H57ZM61 170V169H60ZM82 170H84V169H82ZM108 170V169H107ZM119 170H121V169H119ZM122 170H123V168H122ZM137 170V171H136ZM136 170L134 169V172L136 173H138V172H140V169L139 168H136ZM154 170H158L157 171V175L155 176V175H152V177H154V179L153 180H155L156 182H158V179H162L163 178V176L164 175H166L165 173H166V171L164 170V167L162 168V166L160 167V165H159V169H157L156 167H155V169H154V167L152 168V171L151 172H153ZM167 170V169H166ZM207 170V169H206ZM4 171V170H3ZM11 171V170H10ZM31 171V170H30ZM64 171V170H63ZM69 171V170H68ZM76 171V170H75ZM110 171H113V170H111L110 169ZM109 171V172H110ZM117 171V170H116ZM126 170H124V172H125ZM127 171H130V170H127ZM181 171V170H180ZM17 172V171H16ZM28 172H29V170H28ZM82 172V171H81ZM95 172H96V170H95ZM133 172V170H132V167H131V173ZM160 172H162V174H164V175H161L160 174ZM30 173V172H29ZM31 173H32V171H31ZM35 174H37L36 172H34ZM34 173H32V176L34 177L35 176V174ZM65 173V172H64ZM63 173V175H66V173L64 174ZM69 173H72V172H70L69 171ZM111 173V172H110ZM130 173V174H131ZM143 173L141 174L142 175V177L144 176L143 175ZM154 173V174H155ZM167 173H168V171H167ZM189 173V172H188ZM192 173V172H191ZM15 174V173H14ZM13 174V175H14ZM59 174H60V172H59ZM97 174V173H96ZM123 174V173H122ZM145 174V178L146 179H148L147 177V175ZM176 174V173H175ZM185 174H187V173H185ZM200 174V173H199ZM205 174V173H204ZM24 175V174H23ZM75 176L77 175H79L78 173L77 174H74ZM99 175V174H98ZM128 175V174H127ZM178 175V174H177ZM180 175V174H179ZM191 175H193V174H191ZM191 175L189 174V176H190V178L189 177H187V178H189V180L191 179ZM196 175V174H195ZM218 175H220V176H218ZM3 176V175H2ZM40 176V175H39ZM39 176H37V178L39 177ZM67 176V175H66ZM81 176V175H80ZM96 176V175H95ZM113 176V175H112ZM139 176V175H138ZM137 176V177H138ZM150 176H151V174H150ZM175 176V175H174ZM187 176V175H186ZM197 176V175H196ZM202 176V175H201ZM207 176H209V175H207ZM215 176H212V177H215ZM263 176H264V174H263ZM15 177V176H14ZM61 177V176H60ZM70 177V176H69ZM84 177L85 176H83V179L82 180H84ZM92 176H91V174H90V178H91ZM99 177V176H98ZM97 177V178H98ZM124 177V176H123ZM132 177V176H131ZM140 178V181L142 180L141 178V176H139ZM165 177H167V175L165 176ZM180 177H182V176H180ZM184 178H186L185 176H183ZM182 177V178H183ZM198 177V176H197ZM203 177V176H202ZM219 177V178H218ZM5 178V177H4ZM34 178H36V176L34 177ZM79 177H77V179H78ZM81 178V177H80ZM79 178V179H80ZM86 178H88L89 179V176L88 177H86ZM85 178V179H86ZM93 178V177H92ZM100 178H102V179H104L103 178V176H101ZM99 178V179H100ZM125 178V177H124ZM151 177H149V179H150ZM176 178H177V182L180 180L179 179V176H175V178H174V180H176ZM186 178V179H187ZM195 178V177H194ZM210 178V177H209ZM259 178H261V177H259ZM8 179V178H7ZM78 179V180H79ZM96 179V177L94 178V180ZM107 179H109V178H107ZM106 179V180H107ZM113 179H115V178H113ZM127 179V178H126ZM130 179V178H129ZM148 179V180H149ZM152 179V178H151ZM167 179V178H166ZM165 179V181H167ZM170 179V178H169ZM168 179V181L170 182V181H173V180H169ZM197 179V178H196ZM211 179V181H213L212 179L213 178H210ZM216 179V180H217ZM227 179V180H228ZM60 180H62V182H63V179H60ZM73 180H76V177H75V179H73ZM81 180V179H80ZM111 180V179H110ZM117 180V179H116ZM122 180L123 179H121V182H122ZM136 181L135 182H139V180L137 181V179H135ZM145 180V179H144ZM143 180V181H144ZM182 180V179H181ZM194 180V179H193ZM215 180V179H214ZM215 180V181H216ZM224 180V181H223ZM248 180V181H247ZM251 180V181H252ZM14 181H16V180H14ZM56 181H57V179H56ZM72 181V180H71ZM85 181V180H84ZM120 181V180H119ZM131 181V180H130ZM142 181V182H143ZM160 181H162V180H160ZM159 181V182H160ZM164 181V182H165ZM184 181H186V180H184ZM183 181V182H184ZM192 181V180H191ZM229 181H227V184L229 183ZM232 181V182H233ZM38 182V181H37ZM68 182V181H67ZM74 182V181H73ZM85 182H87V181H85ZM132 182H133V180H132ZM151 182V181H150ZM149 182V183H150ZM158 182V183H159ZM174 182V181H173ZM182 182V183H183ZM197 182V181H196ZM204 182V181H203ZM209 182V184H211L210 183V181H208ZM232 182H230V183H232ZM253 182H255V181H252V183ZM30 183H32V182H30ZM46 183V182H45ZM61 183V182H60ZM71 183V182H70ZM101 183V182H100ZM110 183H112V182H110ZM110 183H109V185H110ZM145 183V182H144ZM179 183V182H178ZM178 183H176L175 182V184H174V188H175V186H178ZM185 183V182H184ZM186 183H188V181H186ZM198 183H199V181H198ZM213 183V182H212ZM258 183H259V181H258ZM263 183V182H262ZM40 184V183H39ZM62 184H64V182L62 183ZM66 184V183H65ZM64 184V185H65ZM72 184V183H71ZM106 185L108 184V183H105ZM153 184V182L151 183V184H149V185H152ZM163 185H165V183H162ZM167 184V183H166ZM173 183H171L170 182V188H171V185H172ZM177 184V185H176ZM214 184H215V182H214ZM214 184H212V186H214ZM218 184V183H217ZM225 184V185H224ZM234 184V186L236 187V188H239V187H237L238 185H236L235 183H233ZM254 184V183H253ZM35 185L36 184H34V187H35ZM72 185H75V184H72ZM87 185V184H86ZM102 185H103V183H102ZM113 185V184H112ZM116 185V184H115ZM118 185V184H117ZM140 185H142V183H140ZM154 185V184H153ZM156 185V184H155ZM158 185H160V184H158ZM181 185V184H180ZM180 185H179V187H180ZM189 185V184H188ZM200 186H201V184H199ZM232 185V184H231ZM246 185V184H245ZM252 185V184H251ZM255 185V184H254ZM253 185V186H254ZM256 185H257V183H256ZM260 185V184H259ZM23 186V185H22ZM28 186V185H27ZM26 186V187H27ZM33 186V185H32ZM38 186V185H37ZM77 185H75V186H72V188L73 187H76ZM97 186V185H96ZM119 186V185H118ZM120 186H122V185H120ZM137 186V185H136ZM166 186V185H165ZM190 186H192V184H190ZM194 186H196V185H194ZM193 186V187H194ZM211 186V187H212ZM218 185H216V187H217ZM220 186V187H221ZM228 186V185H227ZM233 186V185H232ZM233 186V187H234ZM258 186V185H257ZM33 187V188H34ZM66 187H68V186H66ZM81 187V186H80ZM87 188H88V185L86 186ZM92 187H94V186H92ZM99 187V186H98ZM126 187V186H125ZM143 186H140V188H142ZM162 188V186H159V188ZM167 187V186H166ZM181 187H183V185L181 186ZM184 187H186V186H184ZM188 187V186H187ZM186 187V188H187ZM204 187V186H203ZM209 187V186H208ZM215 186H214V188H216ZM231 187V186H230ZM230 187L228 188V189H230ZM232 187V188H233ZM241 187H240V190H241ZM252 187V186H251ZM256 186H254V188H255ZM259 187V186H258ZM29 188H31L30 186H29ZM36 188V187H35ZM71 188V187H70ZM82 188H83V190H84V188H85V186L83 185L82 186ZM86 188V189H87ZM101 188V187H100ZM115 188V187H114ZM145 188H146V183H145ZM154 188V187H153ZM156 188V187H155ZM158 188V187H157ZM177 188V187H176ZM189 189H190V192H191V187H188ZM201 188V187H200ZM210 188V187H209ZM222 188V187H221ZM227 188V187H226ZM231 188V189H232ZM236 188H234L235 190H237L238 191V189H236ZM11 189V188H10ZM20 189H22V188H20ZM75 189V188H74ZM89 189V188H88ZM102 189V188H101ZM104 189V188H103ZM120 189V188H119ZM147 189V188H146ZM167 189V188H166ZM181 189H183L184 190V188H181ZM202 189V188H201ZM204 189V188H203ZM227 189V190H228ZM230 189V190H231ZM234 189H232V193H233V191H234ZM29 190V189H28ZM32 190V189H31ZM36 190V189H35ZM66 190V189H65ZM81 190V189H80ZM79 190V191H80ZM82 190V191H83ZM90 190H91V187H90ZM93 190V189H92ZM105 190V189H104ZM143 190V189H142ZM154 190V189H153ZM152 190V191H153ZM168 190H169V188H168ZM172 190H173V188H172ZM183 190H181V191H183ZM188 190V189H187ZM193 190V189H192ZM205 190V189H204ZM212 190H214V189H211V191ZM217 189H215V194L217 195L218 193V191L219 190H217ZM223 190L224 189H222V193H223ZM244 190H243V192H244ZM253 190V189H252ZM251 190V191H252ZM255 190H257V188L255 189ZM258 190H259V188H258ZM12 191V190H11ZM10 191V192H11ZM20 191V190H19ZM34 191V190H33ZM66 191H68V190H66ZM70 191H72L71 189H70ZM69 191V192H70ZM78 191V190H77ZM82 191H80V192H78V193H80V194H75V195H78V196H80L81 194H84ZM85 191V190H84ZM148 191V190H147ZM150 192H151V189L149 190ZM201 191V190H200ZM207 191V190H206ZM221 191V190H220ZM219 191V192H220ZM251 191H249V192H251ZM259 191H261V190H259ZM262 191H263V188H262ZM6 192V191H5ZM17 192V191H16ZM22 192H26V190L25 191H22ZM40 193L42 192V191H39ZM89 192V191H88ZM97 192V191H96ZM105 192H107V191H105ZM173 192V191H172ZM184 192V191H183ZM195 192V191H194ZM208 192V191H207ZM225 192H227L226 190H225ZM21 193V192H20ZM71 194H72V192H70ZM69 193V194H70ZM87 192H85V195H84V197L85 196H87L88 194H86ZM93 193V192H92ZM91 193V194H92ZM98 194H99V192H97ZM96 193V194H97ZM101 193V192H100ZM108 193V192H107ZM121 193V192H120ZM124 193V192H123ZM162 193V192H161ZM164 193V192H163ZM187 193H188V195L190 196L191 195V193H189V190L187 191ZM187 193H183V194H185V196H186V194ZM209 193H210V191H209ZM214 193V192H213ZM222 193H221V195H222ZM228 193H229V191H228ZM227 193V194H228ZM234 193H235V191H234ZM233 193V194H234ZM263 193V192H262ZM44 194V193H43ZM61 194V193H60ZM63 194V193H62ZM62 194H61V196H62ZM66 194V193H65ZM65 194H64V196H65ZM136 194V193H135ZM153 194H155V192L153 191ZM166 194V193H165ZM195 194H196V192H195ZM198 194V193H197ZM214 194V195H215ZM227 194H224V195H227ZM230 194H231V191H230ZM229 194V195H230ZM241 195V191L238 193V195ZM248 193L246 192L245 193V196L247 195ZM250 194V193H249ZM252 194H253V201H254V195H255V193H253L252 192ZM259 193H257V195H258ZM7 195V194H6ZM21 195H25V194H21ZM35 195H37V193L35 194ZM40 195H42V194H40ZM67 195H68V193H67ZM93 195V194H92ZM177 195H179V194H177ZM187 195V197L186 198H188L189 196ZM199 195H200V193H199ZM205 195V194H204ZM220 195V196H221ZM232 195V194H231ZM235 195H237V194H235ZM19 196V195H18ZM26 196V195H25ZM33 196V195H32ZM46 196V195H45ZM60 196V195H59ZM63 196V197H64ZM71 196V195H70ZM69 196V197H70ZM77 196V197H78ZM132 196H133V194H132ZM140 196V195H139ZM158 196V195H157ZM192 196V195H191ZM200 196H202V195H200ZM212 196V195H211ZM218 196V195H217ZM223 196V195H222ZM249 196V195H248ZM250 196H252V195H250ZM259 196V195H258ZM263 196V195H262ZM262 196H261V198H262ZM11 197V196H10ZM29 197H31V196H29ZM34 197V196H33ZM36 197V196H35ZM34 197V198H35ZM42 197V196H41ZM68 197V196H67ZM77 197H75V200L77 199ZM81 197H83V195H81L80 196V198ZM128 197V196H127ZM159 197V196H158ZM161 197V196H160ZM194 197H196V196H194ZM234 197V196H233ZM240 197H244V194H243V196H240ZM33 198V199H34ZM37 198V197H36ZM35 198V199H36ZM74 198V197H73ZM79 198V199H80ZM88 198V197H87ZM163 198H165V197H163ZM171 198V197H170ZM196 198H198V197H196ZM214 198V197H213ZM216 198V197H215ZM245 198H247V197H245ZM256 198V197H255ZM260 197L258 198L259 200L261 199ZM30 199H32V198H30ZM56 199V198H55ZM94 199V198H93ZM155 199V198H154ZM212 199V198H211ZM228 199V198H227ZM237 199V198H236ZM258 199H257V201H258ZM262 199H264V198H262ZM262 199H261V201H262ZM27 200H28V198H27ZM37 200V199H36ZM74 200V199H73ZM78 200V199H77ZM82 202H83V200H82V198L80 199ZM122 200V199H121ZM125 200V199H124ZM167 200V199H166ZM173 200V199H172ZM187 200H190L189 198L187 199ZM238 201H239V199H237ZM245 200V199H244ZM248 200V199H247ZM86 201H88V200H86ZM91 201V200H90ZM89 201V202H90ZM101 201V200H100ZM130 201V200H129ZM158 201V200H157ZM165 201V200H164ZM168 201V200H167ZM175 201V200H174ZM182 201V200H181ZM191 202H192V200H190ZM201 201H202V199H201ZM200 201V202H201ZM211 201V200H210ZM221 201H223L222 199H221ZM229 201V200H228ZM255 201H256V199H255ZM257 201H256V203H257ZM28 202V201H27ZM27 202L25 203V204H23L22 203V205L25 207V205H26V207L28 206L27 205ZM34 202V201H33ZM33 202H30V203H32L33 204ZM39 202V201H38ZM37 202V203H38ZM43 202V201H42ZM53 202V201H52ZM77 202V201H76ZM78 202H80V201H78ZM77 202V203H78ZM133 202V201H132ZM160 202V201H159ZM180 202V201H179ZM199 202V203H200ZM237 202V201H236ZM247 202V201H246ZM249 202V201H248ZM35 203V202H34ZM39 203H41V202H39ZM86 203H88V202H86ZM97 203V202H96ZM165 203V202H164ZM176 203V202H175ZM177 203H178V200H177ZM183 203V202H182ZM199 203H197V204H195V206L194 207H192V208H195L196 209V207L198 206V204ZM250 203V202H249ZM252 203V202H251ZM250 203V204H251ZM20 204V203H19ZM81 204V203H80ZM91 204V203H90ZM123 204H125V203H123ZM169 204V203H168ZM174 204V203H173ZM193 204V203H192ZM201 204V203H200ZM229 204V203H228ZM234 204V203H233ZM240 204V203H239ZM241 204H242V202H241ZM30 205V204H29ZM41 205V204H40ZM64 205V204H63ZM83 205H85L84 204V202H83ZM153 205V204H152ZM161 205V204H160ZM177 205V204H176ZM179 205V207H180V204H178ZM183 205V204H182ZM187 205V204H186ZM185 205V206H186ZM191 205V204H190ZM189 205V206H190ZM197 205V206H196ZM203 205V204H202ZM216 205H217V203H216ZM238 205V204H237ZM256 205V204H255ZM22 206V207H23ZM32 206V205H31ZM81 206V205H80ZM87 206V205H86ZM88 206H89V204H88ZM184 206V207H185ZM201 206V205H200ZM199 206V208H201L202 209V207H200ZM230 206V204L228 205V207ZM245 206V205H244ZM251 206V205H250ZM25 207V208H26ZM29 207V206H28ZM49 207V206H48ZM156 207V206H155ZM219 207H220V205H219ZM224 207V206H223ZM226 207V206H225ZM246 207V206H245ZM18 208H20V207H18ZM30 208V207H29ZM55 208V207H54ZM119 208V207H118ZM183 208V207H182ZM198 208V207H197ZM199 208L197 209V210H199ZM204 208V207H203ZM212 208V207H211ZM126 209V208H125ZM172 209V208H171ZM174 209V208H173ZM188 209H190V207L188 208ZM216 208H214V210L213 209H211V211L210 212H213V213H211V214H214V212H216V210H218L217 212H219V209H216ZM253 209V208H252ZM256 209V208H255ZM185 211L183 212V213H185L187 210L186 209H184ZM192 210V209H191ZM206 210V209H205ZM205 210H203V211H205ZM223 210H224V208H223ZM228 210V209H227ZM245 210V209H244ZM104 211V210H103ZM150 211V210H149ZM190 211V210H189ZM193 211H194V209H193ZM201 211V210H200ZM254 211V210H253ZM197 212V211H196ZM202 212V211H201ZM207 212V211H206ZM209 212V211H208ZM237 212V211H236ZM245 212V211H244ZM83 213V212H82ZM82 213H80L79 212V214H82ZM98 213H99V211H98ZM102 213V212H101ZM101 213H100V215H101ZM116 213V212H115ZM148 213H150V212H148ZM190 213H191V211H190ZM194 213V214H193ZM192 213V215H194L196 218H198V217H200V216H197L196 215V213H195V211ZM85 214V213H84ZM105 214H106V212H105ZM111 214V213H110ZM109 214V216H113V213L110 215ZM175 213H173V215H174ZM176 214H178V213H176ZM180 214V213H179ZM179 214H178V216H179ZM187 214V213H186ZM220 214V213H219ZM236 214V213H235ZM240 214V213H239ZM72 215V214H71ZM73 215H75L74 213H73ZM95 215V214H94ZM99 215V214H98ZM97 215V213H96V216H98ZM150 215V214H149ZM198 215H199V213H198ZM200 215H202L201 213H200ZM232 215V214H231ZM238 215V214H237ZM241 215H242V212H241ZM67 216V215H66ZM81 216H83V215H81ZM80 216V217H81ZM95 216V217H96ZM151 216V215H150ZM182 216V215H181ZM184 216H186L187 217V215H184ZM191 216V215H190ZM204 216H205V214H204ZM247 216V215H246ZM76 217H79V215L77 216V214H76V216L74 217V218H76ZM93 217V216H92ZM235 217V216H234ZM240 217V216H239ZM238 217V218H239ZM249 217H251V216H249ZM21 218V217H20ZM72 218V217H71ZM81 218H83V217H81ZM85 218H87V217H85ZM88 218H91V216L90 217H88ZM106 218H108V217H106ZM171 218H173V217H171ZM182 219H183V217H181ZM193 218V216H191V218L190 219H192ZM201 218H203V216L201 217ZM229 218V217H228ZM233 218V217H232ZM32 219V218H31ZM67 219H69V222H70V218H68L67 217ZM96 219V218H95ZM103 219V218H102ZM187 219V218H186ZM198 219H200V218H198ZM231 219V218H230ZM260 219V218H259ZM14 220V219H13ZM30 220V219H29ZM64 220V219H63ZM77 220V219H76ZM74 221L73 222V225L75 226L76 224H78L79 223V225H80V223H81V225L80 226H82V221L84 220V219H81V221L80 220H78V221H80V222H77V221ZM85 220H87V219H85ZM97 220V219H96ZM101 220V219H100ZM106 220V219H105ZM111 220V219H110ZM166 220V219H165ZM193 220V219H192ZM196 220V219H195ZM208 220V219H207ZM227 220V219H226ZM242 220H243V218H242ZM99 221V220H98ZM149 221V220H148ZM176 221V220H175ZM184 221V220H183ZM205 221H206V219H205V217H204V224H208V223H210V226H211V224H213V221H207L206 223H205ZM216 221H217V219H216ZM220 221H221V218H220ZM230 221V220H229ZM234 221V220H233ZM28 222H30V221H28ZM68 222V221H67ZM68 222V223H69ZM88 221H86L85 222V225H88V224H86ZM97 222V221H96ZM103 221H100V222H98L97 224H99L100 226H103L104 224L102 223ZM116 222V221H115ZM171 222V221H170ZM186 221H184V223H185ZM187 222H189V221H187ZM193 222H194V220H193ZM193 222H192V224H193ZM203 222V221H202ZM239 222H240V219H239ZM76 223V224H75ZM89 223V222H88ZM109 223L111 224V222L109 221ZM114 223V222H113ZM112 223V224H113ZM189 223H191V221L189 222ZM262 223V222H261ZM27 224V223H26ZM32 224H33V222H32ZM83 224H84V222H83ZM89 224H91V223H89ZM93 224V223H92ZM91 224V225H92ZM96 224V223H95ZM95 224H94V226H95ZM101 224H103V225H101ZM112 224H111V226H112ZM191 224V225H192ZM200 224H201V222H200ZM220 224V223H219ZM29 225V224H28ZM27 225V226H28ZM84 225V226H85ZM107 225H108V223H107ZM130 225H132V224H130ZM180 225V224H179ZM185 225V224H184ZM221 226H222V223L220 224ZM226 225V224H225ZM231 225H233V224H231ZM238 225V224H237ZM236 225V226H237ZM242 225V224H241ZM4 226V225H3ZM78 226V225H77ZM93 226V227H94ZM97 226V225H96ZM99 226V227H100ZM104 226H106V225H104ZM115 226V225H114ZM188 226L190 227V224H188ZM187 226V227H188ZM193 226V225H192ZM196 226H198V224L196 225ZM213 226H214V224H213ZM212 226V227H213ZM230 226V225H229ZM262 226V225H261ZM179 227V226H178ZM195 227V226H194ZM200 227V226H199ZM31 228H33L32 227V225H31ZM81 227H79V229H80ZM83 228V227H82ZM85 228V227H84ZM95 228H97V227H95ZM108 228H110V227H108ZM107 228V231L109 230ZM142 228H144V227H142ZM197 228V227H196ZM204 228V226L201 228V229H203ZM206 228V227H205ZM205 228H204V230H205ZM207 228H209V227H207ZM206 228V229H207ZM224 228V227H223ZM226 228V227H225ZM231 228V227H230ZM40 229H41V227H40ZM89 229V228H88ZM106 229V228H105ZM128 229V228H127ZM136 229V228H135ZM177 229V228H176ZM179 229H181V227L179 228ZM183 229V228H182ZM186 229V228H185ZM193 229V228H192ZM220 229V228H219ZM221 229H222V227H221ZM229 229V228H228ZM228 229L226 230V231H228ZM261 229V228H260ZM42 230V229H41ZM77 230V229H76ZM81 230V229H80ZM83 230V229H82ZM96 230V229H95ZM112 230H113V228H112ZM134 229H132V227H131V229H129V231H131V233H134V231H133ZM146 230V229H145ZM184 230V229H183ZM35 231V230H34ZM46 231V230H45ZM79 230H77L76 232H78ZM101 231H102V229H101ZM111 231V230H110ZM109 231V232H110ZM128 231V232H129ZM136 231H138V232H140L139 231V229H137ZM136 231H135V233H134V235H132L131 233V235L129 236L130 237V239L133 241V240H136L137 241V239H132V237H136V236H139V235H141L140 233H138L137 232V234H139V235H137L136 234ZM181 231V230H180ZM194 231H197V230H193V233H194ZM206 231V230H205ZM208 231V230H207ZM230 231V230H229ZM41 232V231H40ZM97 232V231H96ZM104 232H105V230H104ZM118 232V231H117ZM199 232H201V231H199ZM225 232V231H224ZM14 233V232H13ZM95 233V232H94ZM114 233V232H113ZM127 233V232H126ZM148 233V232H147ZM179 233V232H178ZM183 233H187L186 231L185 232H183ZM188 233H189V231H188ZM187 233V234H188ZM193 233H191V234H193ZM219 233V232H218ZM218 233H217V235H218ZM33 234H35V233H33ZM32 234V235H33ZM51 234V233H50ZM106 234V233H105ZM116 234V233H115ZM119 234V233H118ZM136 234V235H135ZM142 234H143V231H142ZM153 234V233H152ZM181 234V233H180ZM220 234H222V233H220ZM14 235V234H13ZM25 235V234H24ZM29 235V234H28ZM27 235V236H28ZM84 235V234H83ZM89 235H90V233H89ZM107 235V234H106ZM128 235V234H127ZM145 235H146V233H145ZM175 235V234H174ZM183 235V234H182ZM205 235V234H204ZM3 236V235H2ZM10 236V235H9ZM18 236V235H17ZM31 236V235H30ZM29 236V237H30ZM91 236V235H90ZM89 236V237H90ZM116 236H117V234H116ZM120 236V235H119ZM187 236V235H186ZM185 236V237H186ZM194 236V235H193ZM208 236V235H207ZM16 237V236H15ZM24 237H26V236H24ZM28 237V238H29ZM71 237V236H70ZM105 237V236H104ZM122 237V236H121ZM140 237V239H142V241L140 240V246L142 247L143 245H142V243L145 241V239L143 240V238H142V235L141 236H139ZM218 237V236H217ZM221 237V236H220ZM10 238V237H9ZM31 238V237H30ZM42 238V237H41ZM98 238V237H97ZM109 238V237H108ZM114 238H115V235H114ZM114 238H112L111 237V235H110V238L109 239H114ZM189 238V237H188ZM219 238V237H218ZM26 239H27V237H26ZM39 239V238H38ZM43 239H44V237H43ZM47 239V238H46ZM88 239V238H87ZM91 239H93V238H91ZM123 239V238H122ZM129 239V238H128ZM180 239H181V237H180ZM182 239H184V238H182ZM192 239H195L196 240V237L194 238H192ZM199 239V238H198ZM202 239V238H201ZM207 239H209V238H207ZM213 239H215V238H213ZM89 240V239H88ZM121 240V239H120ZM130 240V241H131ZM4 241V240H3ZM26 241V240H25ZM44 241H45V239H44ZM43 241V242H44ZM108 241V239L106 240V245H107V243H110V242H107ZM191 241H193V240H191ZM10 242V241H9ZM123 240H122V244H123ZM146 242V241H145ZM181 242V241H180ZM208 242H209V240H208ZM103 243H104V241H103ZM114 243V242H113ZM117 243V242H116ZM115 243V244H116ZM132 243H135V242H132ZM156 243H157V241H156ZM155 243V244H156ZM5 244V243H4ZM61 244V243H60ZM122 244H121V246H122ZM125 244V243H124ZM136 244H138V242L137 243H135V245ZM205 244H207V243H205ZM209 244V243H208ZM227 244V243H226ZM3 245V244H2ZM53 245H55V244H53ZM59 245V244H58ZM111 245V244H110ZM126 245V244H125ZM128 245V244H127ZM139 245V244H138ZM138 245H136L137 247H138ZM186 245H187V243H186ZM201 245V244H200ZM229 245V244H228ZM228 245H226V246H228ZM60 246V245H59ZM103 246V245H102ZM113 246V245H112ZM121 246H119V247H121ZM183 246V245H182ZM188 246V245H187ZM193 246V245H192ZM231 246V245H230ZM3 247V246H2ZM9 247V246H8ZM118 247V250L120 249V252H121V250H123V249H126V247H121V248H119ZM195 247V246H194ZM199 247V246H198ZM48 248H49V246H48ZM104 248V247H103ZM110 248H112V247H110ZM123 248V249H122ZM142 248H148V247H146V246H143ZM182 248V247H181ZM42 249V248H41ZM41 249H39V250H41ZM44 249V248H43ZM42 249V250H43ZM100 249V248H99ZM101 249H102V247H101ZM101 249H100V251H101ZM105 249V248H104ZM113 249V248H112ZM112 249H111V252L112 253H114L113 251H112ZM117 249V248H116ZM115 249V250H116ZM140 249V248H139ZM200 249V248H199ZM12 250V249H11ZM106 250V249H105ZM108 250H110V249H108ZM107 250V251H108ZM117 250V252H119ZM132 250V249H131ZM144 250V249H143ZM159 250V249H158ZM162 250V249H161ZM177 250V249H176ZM188 250H190V249H188ZM203 250V249H202ZM229 250V249H228ZM2 251V250H1ZM45 251V250H44ZM125 251V250H124ZM127 251H130L129 249L127 250L126 249V251H125V253L127 252ZM169 251V250H168ZM181 251V250H180ZM183 251V250H182ZM261 251V250H260ZM10 252V251H9ZM17 252V251H16ZM33 252V251H32ZM41 252V251H40ZM52 252V251H51ZM105 252V254H101V256L102 257H104V255L106 256V251H104ZM119 252V253H120ZM133 252V251H132ZM163 252V251H162ZM41 253H44V252H41ZM248 253V252H247ZM14 254H16V253H14ZM87 254V253H86ZM98 254V253H97ZM115 254V253H114ZM121 254H122V252H121ZM128 254V257L130 258V256L131 255H129V252L127 253ZM131 254V253H130ZM133 254H134V252H133ZM141 254V253H140ZM146 254L148 255V253H147V251H146ZM150 254V253H149ZM178 254V253H177ZM186 254V253H185ZM224 254V253H223ZM43 255V254H42ZM62 255V254H61ZM65 255V254H64ZM63 255V256H64ZM90 255V254H89ZM100 255V254H99ZM108 255H110V254H108ZM112 255V254H111ZM111 255H110V257H111ZM117 255H118V253H117ZM117 255H116V257H117ZM123 255L124 256H127V255H125L124 253H123ZM135 255V254H134ZM138 255V254H137ZM137 255H135L136 257H137ZM154 255H156V253L154 254ZM166 255V254H165ZM33 256V255H32ZM36 256V255H35ZM63 256H61V257H63ZM87 256V255H86ZM112 256H114V255H112ZM119 256V255H118ZM124 256H123V258H124ZM135 256H133V258L135 257ZM150 256V255H149ZM26 257V256H25ZM37 257V256H36ZM89 257V256H88ZM107 257V256H106ZM105 257V258H106ZM115 257V261L117 260V258ZM121 257V256H120ZM172 257V256H171ZM185 257V256H184ZM45 258V257H44ZM80 258V257H79ZM93 258V257H92ZM122 258V257H121ZM120 258V259H121ZM132 258V259H133ZM137 258H140V257H137ZM154 258V257H153ZM23 259H25V258H23ZM29 259V258H28ZM84 259H85V257H84ZM90 259V258H89ZM98 258H96L95 260H97ZM104 259V258H103ZM103 259H102V262H105V261H103ZM110 259V258H109ZM109 259H106V260H108L107 262H108V264L109 263H112L111 261V259L109 260ZM114 259V258H113ZM126 259V258H125ZM128 259V258H127ZM131 259V258H130ZM130 259H128V262L130 261ZM165 259H167L166 257H165ZM32 260V259H31ZM94 260V261H95ZM122 260V259H121ZM121 260H119L120 262L119 263H121ZM124 260V259H123ZM122 260V261H123ZM134 260V262H135V264H137L136 263V261H135V259H133ZM133 260H131V263L133 262ZM200 260V259H199ZM27 261V260H26ZM90 261V260H89ZM94 261H93V264H95L94 263ZM125 261V260H124ZM123 261V262H124ZM138 261V260H137ZM141 261V260H140ZM143 261V260H142ZM159 261V260H158ZM82 262V261H81ZM100 262V261H99ZM122 262V263H123ZM134 262L132 263V264H134ZM171 262V261H170ZM2 263V262H1ZM10 263V262H9ZM14 263V262H13ZM30 263V262H29ZM90 263V262H89ZM116 263V262H115ZM114 263V261H113V263L112 264H115ZM121 263V264H122ZM130 263V264H131ZM140 263H142V262H140ZM174 263V262H173ZM7 264V263H6ZM92 264V263H91ZM104 264V263H103ZM106 264V263H105ZM125 264H127V262H125ZM129 264V263H128ZM139 264V263H138ZM242 264V263H241Z\"/></svg>", "mask_w": 264, "mask_h": 264}]
</instances>
